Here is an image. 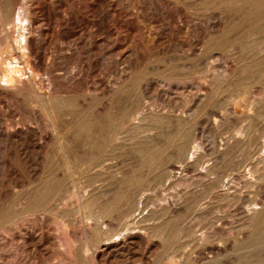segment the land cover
Listing matches in <instances>:
<instances>
[{
	"label": "rangeland",
	"instance_id": "rangeland-1",
	"mask_svg": "<svg viewBox=\"0 0 264 264\" xmlns=\"http://www.w3.org/2000/svg\"><path fill=\"white\" fill-rule=\"evenodd\" d=\"M37 1V3L35 2ZM105 2V3H101V2ZM139 1V2H138ZM35 3V6L34 4H30V3ZM28 2V4H30L31 6L28 8V6H26L25 4H21L19 5V8H20V12H19V9H18V14H20L19 16L16 17L15 19V22L16 23H23L22 26H24V28L22 29V27L20 28L19 26L17 27H14L11 29L10 31V34L8 33L9 31V27L8 25H5L4 27H0V50H3V49H8V45H10L11 47H13V51L11 53V55L9 53H6V64L7 65H12V66H16L18 68H21L23 70V72L25 73V77L26 78H30L31 75H36V78H37V81H38V85L39 86V92L41 94H49L50 95H55V92L54 90L50 87V84L48 85L47 83V76L44 74L43 71L41 70H38L37 72L39 73H33L32 71L30 70H26L24 66H26L27 64V60L26 58H24L23 56V49H16V43L18 40H23V33L24 31H27V27H29V22L31 24V26L34 28L33 29V34L35 35V38L38 42V44L41 46V50L45 53V57H46V60L48 59V56L49 58L51 57L52 58V62H58L59 61V65L61 67H66V65L68 66H71V67H74L75 70L77 72H79L78 74V78L79 80L81 81V78H82V84L85 86L86 89L90 90V92H92V96H90L91 98L95 99H98L100 96H102L103 93H106L108 95H110V92H112V86H117L118 89L119 87L121 86L122 84V79L123 80H132V79H135V78H139V77H143L147 78V82H148V85H147V95H143L145 93L142 92V97H144V101H148L147 104H149L150 106H155L152 108V114L151 115H155L156 118H160L162 120V118L164 119L166 117V121L162 120L161 122H153V123H148V125H144V127L142 128H134V127H130V126H127V127H124L122 130H123V134L125 135L124 139L122 140V142L125 145V149L123 150V152H125V155L128 157V155H130V153H132L134 155V153L132 152V145H133V142H137L138 140H142V141H148L151 143V145L154 147V148H162L163 146H165V143H166V139H167V134H171V133H174V132H177L179 129H182V127L184 126H190L188 127L190 129V138L188 140L187 145H190V146H187L186 145V149L189 150L191 149L190 151L187 152V150H185V153H183L182 155H184L185 157H179L177 156L178 155V152L175 148H171L170 150L172 151V153H170V159L173 163L175 162L177 164V168L175 170H173V173L172 171H170L169 167L168 166H164V168L162 167L163 170H166L167 167L169 169L166 170V171H162V172H158L157 174H153V175H150L149 176V179L151 180V184L149 183L146 187L142 186L143 188H138V191H141L143 190L142 192V196L141 195H138L137 197H135V200H134V204L132 205L131 207V214L132 215H129V216H125V217H121V214L123 213V211L129 209V205H121L118 206L120 208H118L117 206L114 208V210H108L107 212L111 211V213H113V216L108 213L107 216L106 215V212L104 210V206L103 204L101 203L96 205L93 209L94 212H96L95 210L97 209V212L101 213L102 214H105L103 215V219L102 217L100 219H97L98 222H100V224L97 223V220H95L96 218H89L87 217L88 214L86 211H88V209H79L78 208V203L76 201H73L75 200V198L72 196V197H67V199H65L63 201V203H61L58 207V209H56L55 211L53 212H49V213H36L35 215L32 214L30 216V221L27 222V223H24L22 225L21 222H18L17 223H10V222H4L0 219V264H185V260H188L186 262V264H210L211 261L213 263L211 264H264V77L261 78L260 81H257L256 79L254 80L255 77L253 78H249L247 77V74L246 72H243L241 69V67L243 66L244 60L241 59L240 57V54L239 55H236L238 54L239 52H237L236 54L231 52V51H222L220 50L219 48L216 49L215 48V44L214 45H211L213 44V40L215 41L216 38H218L219 36L218 35H222V33H225V31L228 29V26L227 25H230L229 21H230V18L232 16L233 17H236L235 15H230V18L228 19V15L227 14H224V15H221V18L223 19H214V17L212 16L211 12L208 10H203V9H200V8H196L195 6H191L190 9H186L185 12L187 11L189 13L186 12V15H187V18H177L174 19V22H172V18L171 16L168 14V13H165L159 9H154V7H151V5L147 2H144L143 0H30ZM45 2V3H44ZM47 2V3H46ZM62 2V3H61ZM128 2V3H127ZM131 2V3H130ZM242 2H244L243 0H240L239 1V4H242ZM42 3V4H41ZM136 3V4H135ZM146 3L147 5L150 7L147 6L146 8ZM38 4V5H37ZM41 4V6H40ZM44 4V5H43ZM49 4V5H48ZM100 4H104L103 7L100 6ZM107 4V5H106ZM111 4V5H110ZM114 4V5H113ZM121 4V5H120ZM135 6H134V5ZM64 5V6H63ZM133 5V6H132ZM140 5V6H139ZM33 6V8H32ZM88 6V7H87ZM93 6V7H92ZM100 6V8H99ZM35 7V8H34ZM38 7V9H37ZM59 7V8H58ZM95 7V8H94ZM107 8V10L105 8ZM145 7V8H144ZM42 8H44L42 10ZM139 8V9H138ZM29 9V12L27 13ZM36 9V10H35ZM51 9V10H50ZM72 9V10H71ZM144 9H145V12L147 14H145L144 12ZM23 10V11H22ZM31 10V11H30ZM134 10V11H133ZM193 10V13L191 12ZM35 11V12H34ZM97 11V12H96ZM99 11V12H98ZM102 11V12H101ZM196 13H195V12ZM25 16H24V14ZM49 14H48V13ZM62 12V13H61ZM70 12V13H69ZM105 12V13H104ZM118 12L122 13V15ZM128 12V13H127ZM132 15H131V13ZM200 12V13H199ZM209 12V14H208ZM34 13V14H33ZM95 13H98V14H95ZM103 13V14H102ZM152 13V14H150ZM165 13V14H164ZM199 13V14H198ZM202 13H205V14H202ZM28 14V15H27ZM67 14V15H66ZM93 14V15H92ZM101 14V16H100ZM107 14V15H106ZM113 14V15H111ZM127 14H130V15H127ZM137 16H136V15ZM89 15V16H88ZM118 15L120 18H118ZM151 15V16H150ZM159 17H157V16ZM165 15V17H164ZM193 15V17L191 16ZM60 16V17H59ZM64 16V17H63ZM73 16V17H72ZM79 16V17H78ZM109 16V17H107ZM116 16V17H115ZM127 16V17H125ZM163 16V17H161ZM31 17V19H30ZM75 17V18H74ZM112 17V18H111ZM141 17V18H140ZM152 17V18H151ZM161 17V18H160ZM167 17V18H166ZM208 17V18H206ZM226 17V19H225ZM40 18V19H39ZM68 18V19H67ZM70 18V19H69ZM94 18V19H93ZM134 18V19H133ZM145 18V19H144ZM149 18V19H148ZM151 18V19H150ZM164 18V19H163ZM190 18V19H189ZM204 18V19H203ZM27 19V20H26ZM47 19V20H46ZM120 19H124V20H121L120 22ZM129 19H131L129 21ZM136 19V20H135ZM147 19V21H146ZM156 19V21H155ZM164 20L163 21H161ZM168 19V20H167ZM179 19V20H178ZM198 19V20H197ZM199 19L200 22L202 21V23H199ZM207 19L210 20V22L208 21L207 22ZM29 20V21H28ZM65 20L66 21H69L68 23L66 22L65 23ZM73 20V21H72ZM88 20V21H87ZM196 20V24L194 23V21ZM215 20V22H214ZM79 21V22H78ZM114 23H113V22ZM116 21V22H115ZM123 21V22H122ZM127 21V22H126ZM129 21V22H128ZM135 21L137 23V25H135ZM154 21V23H153ZM159 21V22H158ZM167 21H169L168 25H167ZM187 21V22H186ZM193 21V23H192ZM205 21V22H204ZM224 21V23L222 22ZM58 22V23H57ZM78 22V23H77ZM94 22V23H93ZM118 22V24H117ZM126 22V23H125ZM152 22V24H151ZM181 22V23H180ZM191 22V23H190ZM213 22V23H212ZM218 22V23H216ZM34 23V25H33ZM88 23V24H87ZM108 23V24H107ZM116 23V24H115ZM120 23H123L120 25ZM126 25H125V24ZM173 23V26L172 24ZM211 23L213 25H211ZM36 24V25H35ZM70 24V25H68ZM160 24V25H159ZM162 24H163V27H162ZM199 24V25H198ZM207 24V25H206ZM63 25V26H62ZM68 25V26H67ZM80 25V26H79ZM116 25V26H115ZM135 25V26H134ZM153 25V26H152ZM157 25V26H156ZM165 25V26H164ZM193 25V26H192ZM101 26V27H100ZM145 26V27H144ZM168 26V27H167ZM205 26V27H204ZM26 27V29H25ZM81 27V28H80ZM128 27V28H127ZM194 27V28H193ZM199 27L201 29H199ZM218 31H217V29ZM227 29H226V28ZM138 28V29H137ZM150 28V29H149ZM154 28V29H153ZM157 28V30H156ZM164 28V29H163ZM170 28V29H169ZM210 28V29H209ZM221 28V29H219ZM224 28V29H223ZM21 29V30H20ZM103 31H102V30ZM127 29V30H126ZM130 29V30H129ZM161 31H160V30ZM172 29V30H171ZM196 29V30H195ZM199 29V30H198ZM212 29V30H211ZM215 29L217 32H215ZM4 30V31H3ZM17 30V31H15ZM46 30V31H44ZM60 30V31H59ZM74 30V31H73ZM87 30V32H86ZM111 30V31H110ZM139 30V31H138ZM154 32H153V31ZM164 30V31H163ZM176 30V31H175ZM221 30V34H220V31ZM38 31V32H37ZM52 31V32H50ZM73 31V32H71ZM98 31V32H97ZM103 33H101V32ZM120 31V32H119ZM132 31V32H131ZM197 31V32H196ZM208 31V33H207ZM214 32L213 33H210V32ZM3 32V33H2ZM20 32V33H19ZM46 32V33H45ZM71 32V33H70ZM108 32H110L111 34H109ZM115 32V34H114ZM127 32V33H126ZM131 32V33H130ZM187 32V34H186ZM18 33V34H17ZM36 33H38L36 35ZM41 33V34H40ZM75 35H74V34ZM88 36H87V34ZM105 33V34H104ZM107 33V34H106ZM163 33V34H162ZM173 33V34H172ZM175 33V35H174ZM218 33V34H216ZM2 34H3V37H2ZM22 34V35H21ZM46 34V35H45ZM69 34V35H67ZM114 34V35H113ZM128 34V35H127ZM141 34V35H139ZM162 34V35H161ZM170 34V35H169ZM199 34V35H197ZM204 35L203 37H201L202 35ZM208 34H211L208 35ZM213 34V35H212ZM19 35V36H18ZM52 35V36H51ZM107 35V36H106ZM134 35V36H133ZM157 35V38L155 36ZM160 37H159V36ZM167 35H169L170 37H168ZM67 36V37H66ZM146 36V37H145ZM163 36H166V37H163ZM176 36V37H175ZM217 36V37H216ZM65 37V38H64ZM123 37V38H122ZM126 37V38H125ZM163 37V38H162ZM191 37V38H190ZM216 37V38H215ZM18 40H17V39ZM20 38V39H19ZM86 38V39H85ZM125 38V39H124ZM171 39L170 42L168 39ZM174 38V39H173ZM203 38V39H202ZM207 38V39H206ZM212 40H211V39ZM215 38V39H214ZM50 39V40H49ZM67 39V40H66ZM83 39H85V41H83ZM131 39V40H130ZM135 39V40H134ZM139 39V40H138ZM160 39V41H158ZM164 39V41L162 42V40ZM177 39V40H175ZM192 39V40H191ZM210 39V40H209ZM16 42H15V41ZM45 40V41H44ZM94 42H93V41ZM114 40V41H113ZM123 40V41H122ZM137 40V41H136ZM147 40V41H146ZM168 40V41H167ZM202 40V41H201ZM208 40V41H207ZM58 41V42H57ZM101 41V42H100ZM108 41V43L106 42ZM158 41V42H157ZM165 41H167L166 43L167 44L165 45ZM173 41V43H172ZM180 41H181V44H180ZM81 42H85L84 44L81 43ZM93 42V43H91ZM140 42V43H139ZM185 44H184V43ZM209 42V43H208ZM73 45H72V44ZM111 43V44H109ZM122 43V44H121ZM142 43V44H141ZM157 43V45H156ZM159 43L161 44L160 46L162 47H159ZM172 43L171 45H173V49L171 47V45L169 46V44ZM183 43V44H182ZM208 43V44H207ZM75 44V45H74ZM107 44V45H106ZM147 44V45H146ZM45 45L47 46V48L45 47ZM84 45V46H83ZM100 45V46H99ZM134 45V47H133ZM136 45V46H135ZM143 45V46H142ZM155 47H153V46ZM165 45V46H164ZM209 48H208V46ZM57 46V47H56ZM64 46V47H62ZM68 46V47H67ZM70 46V47H69ZM104 46H107L108 48L105 49L106 47ZM131 48H129V47ZM139 46V47H138ZM141 46V47H140ZM187 46V47H186ZM190 49H189V47ZM192 46V47H191ZM69 49H67V48ZM100 47V48H99ZM124 47V49L122 48ZM164 47V48H163ZM169 50H168V48ZM206 47V48H205ZM53 50H52V49ZM77 48V49H76ZM96 48V49H95ZM112 48V49H111ZM116 50H115V49ZM118 48V49H117ZM140 48V49H139ZM144 48H147L145 50H143ZM158 48V49H157ZM160 48V49H159ZM171 48V49H170ZM178 48V49H177ZM215 48V50H214ZM56 49V50H55ZM64 49V51H63ZM66 49V50H65ZM76 49V50H75ZM111 49V50H110ZM114 49V50H113ZM149 49V50H148ZM152 49V50H151ZM204 49V50H203ZM207 49L209 51H207ZM59 50V51H58ZM84 50V51H83ZM101 50V51H100ZM110 52H109V51ZM121 50V51H120ZM168 50V51H167ZM181 50V51H180ZM196 50V51H195ZM199 50V51H197ZM201 50H202V53H201ZM17 51V52H16ZM23 51V52H22ZM68 51V52H67ZM73 51V52H72ZM77 51V53H76ZM94 51V52H93ZM112 51V52H111ZM116 51V52H115ZM144 51V52H143ZM148 51V52H147ZM151 51H152V55H151ZM154 51V52H153ZM175 51H176V54H175ZM191 51V52H190ZM206 51V52H204ZM218 51V52H217ZM22 52V53H21ZM58 54L56 55V58L53 59V54L57 53ZM75 52V53H74ZM99 54H98V53ZM107 52V53H106ZM189 52H190V55H189ZM193 52V54H192ZM224 52V53H223ZM53 53V54H52ZM65 53V54H64ZM68 53V54H67ZM74 53V54H72ZM79 53V54H78ZM112 53V54H111ZM161 53V54H159ZM196 53V54H195ZM207 53L208 56H211V58L205 60L204 62L203 61H200V57L198 56L200 54V56L202 54H205ZM231 53V54H230ZM60 54V56H58ZM142 54V55H141ZM155 54V55H154ZM168 54H174L173 56L175 57V59H173L174 57L169 55L167 58H169V61H173V62H182V63H185L187 66L185 68H183V70L181 68H175V70H178V72H176L175 75H172V78L171 77V73L173 74L175 72L174 68L172 69H166V67L164 66L166 63H168V59H165L166 58V55ZM181 54L184 55L181 56ZM195 54V55H194ZM19 55V56H18ZM66 55V56H65ZM74 55V56H73ZM79 55V56H77ZM87 55V56H86ZM98 55V56H97ZM113 55V56H112ZM131 55V57H130ZM137 55V56H136ZM140 55V56H139ZM233 55V57H232ZM238 56V60L236 59V57ZM62 56V57H61ZM64 56V57H63ZM77 56V57H76ZM105 56V57H104ZM128 56V58L126 57ZM133 60H131V58H133ZM143 56V57H141ZM197 56V57H196ZM224 56V57H223ZM11 57L13 59H11ZM23 57V58H22ZM66 57V58H65ZM76 57V58H75ZM104 57V58H103ZM112 57V58H111ZM114 57V58H113ZM138 57V58H136ZM165 57V58H164ZM183 57V59H181ZM63 58V59H62ZM65 58V59H64ZM69 58L73 59V61ZM101 58V59H100ZM106 58H110L109 60L106 59ZM117 58V59H116ZM126 58V59H125ZM130 58V59H129ZM136 58V59H135ZM148 58V59H147ZM158 58V59H157ZM177 58V59H176ZM187 58V60L185 59ZM233 58V59H232ZM10 59V60H9ZM85 59V60H84ZM112 59V60H111ZM114 59L116 62H114ZM121 59V60H120ZM137 59H139L137 61ZM144 59V60H142ZM147 59V60H146ZM155 59V60H154ZM189 59H191V61H189ZM195 59V61H194ZM63 60V62H62ZM81 60V61H80ZM83 60V62H82ZM96 60L97 62H94L93 61ZM112 62H111V61ZM130 60V61H129ZM136 60V61H135ZM178 60V61H177ZM185 60V61H184ZM243 62H242V61ZM9 61V62H8ZM68 61V62H67ZM76 61V62H75ZM89 61V63H88ZM124 61V62H123ZM128 61L130 63H128ZM145 61V62H144ZM151 61V62H150ZM156 61V62H155ZM159 63H158V62ZM168 61V62H166ZM203 63V64H201ZM236 61H239V62H236ZM18 62V63H17ZM112 64H111V63ZM115 64H114V63ZM119 62V63H118ZM131 62L133 64H131ZM139 62L143 65H139ZM242 62V64H241ZM16 63V64H15ZM96 63V64H95ZM101 63V66L99 64ZM121 63V65H120ZM128 63V64H127ZM138 63V64H136ZM149 63V65L147 64ZM194 63V64H193ZM205 63V64H204ZM85 64V65H84ZM150 64H153L150 66ZM158 64L161 65L159 68H161V70H158L156 69L155 67H157L156 65ZM164 64V65H163ZM224 67H222V65ZM99 65V66H97ZM103 65V66H102ZM110 65V66H109ZM113 65V66H112ZM118 65V66H117ZM122 67L120 69V67ZM138 65V66H137ZM148 65V66H147ZM155 65V66H154ZM216 65V66H215ZM218 65V66H217ZM237 65V66H236ZM95 66V67H94ZM108 66V68H107ZM115 66V67H114ZM147 66V67H146ZM192 66L194 67V69L192 68ZM208 67V70H207V67ZM84 67V68H83ZM99 69H98V68ZM112 67V68H110ZM118 67V68H116ZM126 67V69H125ZM136 67V69H134ZM139 67V68H138ZM144 67L146 70H144ZM148 67L151 68V70H154L151 71ZM199 67H201L200 69L203 70V68L205 70L201 71L199 69ZM230 67V68H229ZM80 68L82 70H80ZM91 68V69H89ZM115 68V69H114ZM128 68V69H127ZM138 68V69H137ZM142 68V69H140ZM148 68V69H147ZM215 68V69H214ZM224 68H229V70L227 71L226 75L225 74H222L223 73V70ZM234 70H232V69ZM79 69V71H78ZM94 69V70H93ZM114 69V70H113ZM117 69V70H116ZM120 69V70H119ZM130 69V70H129ZM166 69V71H165ZM189 69V70H188ZM214 69V71L212 70ZM231 69V70H230ZM90 70V71H88ZM104 70V71H103ZM138 70V71H137ZM149 70V74H153L154 72V75H149L147 73V71ZM157 70V71H156ZM170 70H172V72H169ZM174 70V71H173ZM179 70L180 74L179 73ZM92 71H96V72H92ZM99 71V72H98ZM103 71V72H102ZM117 71V72H116ZM119 71V72H118ZM125 71V73H123ZM130 71V72H129ZM137 71V72H136ZM143 71H145L143 73ZM187 71V72H186ZM190 71V72H189ZM194 71H197L194 73ZM233 71V72H232ZM237 71V72H236ZM87 72V73H85ZM114 72V73H113ZM134 73V75L131 77V75ZM139 72V73H138ZM142 72V73H140ZM162 72V74H161ZM170 74H169V73ZM189 72V73H188ZM210 72V73H208ZM43 73V74H42ZM92 73V74H91ZM99 73V74H98ZM107 73V74H106ZM117 75H116V74ZM121 73V74H120ZM129 74V77L128 78V75H125V74ZM138 73V74H137ZM164 73V74H163ZM166 73V74H165ZM178 73V74H177ZM191 73V74H190ZM208 73V74H207ZM213 73V74H212ZM237 73V74H236ZM240 73H242V75H244L245 77H243ZM244 73V74H243ZM41 74V75H40ZM86 74V75H85ZM148 74V77H146ZM157 74V75H156ZM161 74V75H160ZM180 74V75H179ZM199 74V75H197ZM207 74V75H206ZM240 74V76H239ZM83 75V76H82ZM113 75V76H112ZM123 75V76H122ZM125 75V76H124ZM143 75V76H142ZM198 77H197V76ZM211 75V76H210ZM39 76V77H37ZM81 76V77H79ZM85 76V77H84ZM117 76V78H116ZM150 76V77H149ZM179 76V77H177ZM191 76V78L189 77ZM204 76V77H203ZM210 76V77H209ZM223 76L228 80H225L223 79ZM233 78H236L237 80L233 79ZM243 78H242V77ZM46 79H44V78ZM176 77L178 79H176ZM183 77V79H181ZM186 77H189V78H186ZM200 77V79H199ZM205 77L206 81L205 80ZM219 77V78H218ZM85 78H86V83L85 82ZM90 78V79H89ZM132 78V79H131ZM167 78V79H166ZM203 78V80L201 79ZM213 78V79H212ZM224 82L226 81H230L229 83L226 82V84H224V82H221L222 80ZM99 79V80H98ZM119 79V80H117ZM121 79V80H120ZM187 79V80H186ZM213 82V84H211V80ZM218 79V80H217ZM249 79V80H248ZM101 80L104 81H107L105 83H103ZM168 80V82H167ZM217 80L220 84L218 85L217 84ZM235 82H234V81ZM111 81V83L109 82ZM118 81V83H116ZM121 83H120V82ZM160 81V82H159ZM162 81V83H161ZM233 81V83H232ZM249 81V82H247ZM256 81V82H255ZM43 82V83H42ZM47 82V83H46ZM89 82V83H88ZM207 82V83H206ZM216 82V84H215ZM46 83V84H45ZM96 83V84H95ZM168 83V85L166 84ZM171 83V84H170ZM223 83V84H222ZM232 85H231V84ZM111 84L110 86H107ZM211 84V85H210ZM44 85V86H43ZM182 85V86H181ZM188 85H190L191 87H188ZM210 85V86H208ZM217 85V86H216ZM241 88H238L239 86ZM243 85V86H242ZM90 86V87H89ZM93 86V87H92ZM108 87L107 89L103 88L101 89L102 87ZM168 86H170L168 88ZM172 86V87H171ZM212 86V87H211ZM214 86V87H213ZM216 86V87H215ZM221 86V88H220ZM227 87L224 88V87ZM245 86H247L248 88L245 90ZM257 86V87H256ZM46 87V88H45ZM101 87V88H99ZM187 87V88H186ZM195 87V88H193ZM211 88V89H208V88ZM221 89H219V88ZM233 87V88H232ZM251 87V88H250ZM50 88V89H49ZM171 88V89H170ZM180 88V89H179ZM188 88H190V90H187ZM206 88V89H205ZM214 88V90H212ZM216 88V89H215ZM223 88V89H222ZM232 88V90L234 89L235 91H239V92H233V93H230L232 92V90L230 89ZM97 89V90H96ZM100 89H101V92H100ZM109 89V90H108ZM204 89V90H203ZM97 92H96V91ZM107 90V91H105ZM111 90V91H110ZM150 90L152 92H150ZM206 90V91H205ZM212 90V92L210 91ZM220 90V91H219ZM224 90V92H222ZM233 90V91H234ZM245 90V91H244ZM48 91V92H47ZM87 91V90H85ZM85 91H81L80 93H85ZM163 91V92H162ZM174 91V92H173ZM190 91V93H189ZM206 92L205 93V96L204 98L202 99V101H200L198 104L195 103V98L197 97V94L201 93V92ZM209 91V92H208ZM229 91V92H228ZM103 92V93H102ZM150 92V93H149ZM161 92V93H160ZM167 92V93H166ZM183 92V93H182ZM227 92V94H225ZM242 92H248V95L247 93H242ZM97 93V94H96ZM100 93V94H99ZM170 93V94H169ZM211 93H215L216 95L214 96L213 94ZM220 93V94H219ZM240 93V94H239ZM183 94V95H182ZM218 94V95H217ZM222 94V95H221ZM250 94V95H249ZM149 95V97H148ZM154 95V96H153ZM236 95V96H235ZM242 95V97L240 96ZM27 95L24 96V94H17L16 97H12V98H9V100H5L2 104L5 106V107H2L0 113V117L3 116V113L6 111V110H10L13 112L14 110V114L16 116V118H19L20 116H24V117H30L34 123L36 124V130H37V138L38 136H40V134H44V136H46V138H44L45 140H43L42 143H38V139H29V141L27 142V148L29 150H37L39 151V154H32L26 161V168H27V174L28 175V180L30 181V185L31 187L34 185V187H36V189L38 188V185L40 186V184H42V182L47 179L45 177H48V174L50 171L49 170V167L51 168V164L50 163H55L56 161L52 162L51 159H48L47 157L49 156H53L54 155H57V146L56 144H54V135H48L50 134L51 130L47 124V120H46V117L47 116H44V115H48V113H51V106L50 104L46 103L45 104H42L41 102H37L35 100V97L33 94H28V96L26 97ZM31 96V97H30ZM94 96V97H93ZM169 96V97H168ZM233 96V97H232ZM238 96V97H237ZM241 97V101H240V97ZM253 96V98H252ZM19 97V98H17ZM26 97V98H25ZM30 97V98H29ZM34 97V98H33ZM150 100H148L147 99ZM214 97V98H213ZM213 98V99H212ZM234 100H233V99ZM245 98V99H244ZM249 100H248V99ZM11 99V100H10ZM16 99V100H15ZM20 99V101H18ZM23 99V100H22ZM146 99V100H145ZM167 101H166V100ZM177 99V101L175 100ZM188 99V100H187ZM206 100V101H209V102H206V101H203V100ZM247 99V100H246ZM14 100V101H13ZM29 100V101H28ZM175 100V101H174ZM11 103H10V102ZM33 101V103H32ZM35 101V103H34ZM152 101H155V102H152ZM188 101V102H186ZM213 101V103H212ZM216 101V103H215ZM243 101V102H242ZM246 101V102H245ZM253 101V102H251ZM259 101V102H258ZM7 102V103H6ZM16 102H18L16 104ZM22 102V103H20ZM158 102V103H157ZM205 105L202 106V103ZM242 102V103H241ZM245 102V103H244ZM6 103V104H4ZM15 105H14V104ZM37 103V105H36ZM160 103V104H159ZM190 103V104H189ZM208 103V104H207ZM217 103L219 104L218 106ZM235 103V104H234ZM251 103V104H250ZM13 104V105H12ZM22 104V105H21ZM30 105V106H27ZM35 104V106H34ZM82 103H80L81 105ZM153 104V105H152ZM162 104H164V107L163 109L162 108ZM170 104V106H169ZM197 104V105H196ZM210 104V106H209ZM2 105V106H3ZM21 105V106H20ZM188 105V106H187ZM196 106L195 108H198L197 109V116H200L197 120H196V123H194L193 120L189 121L191 123H189L188 125H185L182 118H185V120L187 119V114L188 112L187 109L189 108V106ZM208 105V106H207ZM232 105V106H231ZM239 105V106H238ZM241 105V106H240ZM249 105V106H248ZM7 106V108H6ZM10 106V108H9ZM14 106V107H13ZM84 106V105H82ZM159 106V107H158ZM166 106V107H165ZM224 106V107H223ZM247 106V107H246ZM263 106V107H262ZM19 107V108H18ZM28 107V108H27ZM33 107V108H32ZM157 107V108H156ZM170 107V108H169ZM179 107V109H178ZM202 107V111L201 108ZM205 107V109H204ZM221 107V108H220ZM250 107V108H248ZM5 108V109H4ZM15 108H17L18 110H16ZM24 108V109H23ZM50 108V109H49ZM160 108V109H159ZM166 108V109H165ZM172 108V109H171ZM227 108V109H226ZM236 108V109H234ZM156 109V110H155ZM175 111H174V110ZM178 109V110H177ZM211 111H210V110ZM218 109V110H217ZM221 109H222V112H221ZM252 111H251V110ZM26 110V111H24ZM39 110V111H38ZM43 110V111H42ZM155 110V112H154ZM162 110H164V112H162ZM171 110V111H170ZM185 112V113H183ZM200 110V112H199ZM204 110V111H203ZM237 110V111H236ZM19 111V112H18ZM177 111V112H176ZM180 111V112H179ZM206 111V112H205ZM212 111H217V112H220V114L224 117H222L221 115L220 116H217L218 120H215L213 119V116H211L209 113L212 112ZM255 111V112H254ZM258 111V113H257ZM22 112V113H21ZM159 112H161L159 114ZM199 112V113H198ZM203 112V113H202ZM205 112V113H204ZM226 112V113H225ZM245 112H250L249 114L248 113H245ZM253 112V113H252ZM174 114V115H171V114ZM226 114V115H223ZM263 113V115H262ZM33 114V115H32ZM38 114V116H37ZM42 114V115H41ZM159 114V115H158ZM178 114V115H177ZM261 114V116H260ZM32 115V117L30 116ZM166 115V116H165ZM169 117H168V116ZM244 117H243V116ZM256 115H259V116H256ZM150 116V115H149ZM159 116V117H158ZM161 116H163L161 118ZM227 116V117H225ZM229 116V117H228ZM242 116V118H241ZM254 116V117H253ZM38 117V118H37ZM44 117V118H42ZM174 119H173V118ZM208 119H206V118ZM212 117V118H210ZM252 117V119H250ZM262 117V118H261ZM34 118V119H33ZM171 118V119H170ZM260 118L262 120V122L260 121ZM1 119V118H0ZM227 119V120H225ZM245 119V121H244ZM250 119V121H249ZM174 124H172V122ZM184 120V121H185ZM201 120V121H200ZM214 120V121H213ZM222 120V121H220ZM242 122H241V121ZM256 120V121H254ZM41 121V122H40ZM36 122V123H35ZM43 122V123H42ZM166 124H165V123ZM178 122V123H177ZM214 124H213V123ZM249 122V123H248ZM252 122V123H250ZM254 122V123H253ZM45 123V124H44ZM163 124L166 128H164V126L162 125V127L159 125V124ZM168 123V124H167ZM171 123V124H170ZM186 123V122H185ZM216 123H217V126H216ZM42 124V125H41ZM44 124V125H43ZM47 124V125H46ZM170 124V125H169ZM179 126H177V125ZM183 124V125H182ZM187 124V123H186ZM193 124V125H192ZM248 124V126L246 125ZM251 124V125H249ZM160 127H159V126ZM167 125V126H166ZM174 125V126H173ZM176 125V126H175ZM246 125V126H245ZM44 126V127H43ZM48 130H47V128ZM146 126H148L149 128H145ZM152 126V127H151ZM169 126V127H168ZM171 126H173V128L171 129ZM216 126V127H215ZM261 126V127H260ZM193 129H192V128ZM218 127V128H217ZM263 127V129H262ZM40 128V129H39ZM145 128V129H144ZM162 128V129H161ZM201 128V129H200ZM241 128V130H240ZM244 128V129H243ZM253 128V129H251ZM129 129V130H128ZM131 129H134V131H132ZM137 129H139V132H140V135H138L137 133L139 132H136L138 131ZM142 129V130H141ZM168 129V130H167ZM197 129V130H196ZM46 132H44V131ZM73 130V129H72ZM70 131V134H74V131ZM145 130V131H144ZM202 130V131H201ZM240 130V131H239ZM251 130H254V131H251ZM258 130V132H257ZM143 131V133H142ZM157 131H159V134H157ZM160 131H164V133H161ZM174 131V132H173ZM196 131V132H194ZM201 131V132H200ZM213 131V132H212ZM222 131V133H221ZM233 131V132H232ZM245 132L243 134V132ZM261 131V132H260ZM126 132H127V136H126ZM129 132V133H128ZM134 132V133H133ZM225 132V133H224ZM238 132V140L237 138L234 137L235 134H237ZM247 132V133H246ZM250 132V133H249ZM40 133V134H39ZM132 133V136L130 137V134ZM145 133V134H144ZM151 135H150V134ZM196 133V134H195ZM214 133V134H213ZM231 133V134H230ZM242 133V135H241ZM262 133V134H261ZM47 134V135H46ZM70 135V136H73V135ZM143 134V135H142ZM149 134V135H148ZM156 134V135H155ZM161 134V135H160ZM219 134V135H218ZM230 134V135H229ZM247 134V135H246ZM256 134V135H255ZM261 134V135H260ZM61 137H63V139L65 141H68V140H72V138L74 137H71L69 138V134L66 133V134H62L61 133ZM129 135V136H128ZM137 135V136H136ZM142 135V136H141ZM146 135V136H145ZM150 136L148 138V136ZM153 135V136H152ZM218 135V136H217ZM228 135V137H227ZM259 135V136H258ZM48 136H49V140L48 139ZM53 136V138H52ZM144 136V137H143ZM166 136V137H165ZM244 136V137H243ZM257 136V137H256ZM134 139H133V138ZM137 137V140H135ZM140 137V138H138ZM155 137V140L156 142L154 143V138ZM158 139H157V138ZM162 140H161V138ZM164 137V139H163ZM152 138V139H150ZM166 138V139H165ZM226 138H227V141H226ZM235 138V140H234ZM240 138L242 139V143H240L241 141ZM250 138V139H249ZM254 138V140H253ZM2 139V138H1ZM1 139H0V143H1ZM126 139V141H125ZM129 139V140H127ZM232 139V141H231ZM244 139V140H243ZM245 139H248L246 140L247 142V145L248 147H244L246 146V143L244 142ZM258 139V140H257ZM53 140V141H52ZM151 140H153V142H151ZM237 140V141H236ZM35 141V142H34ZM51 141V142H50ZM161 141V142H159ZM165 141V143L163 142ZM215 141V142H214ZM254 141V143H253ZM47 142V143H46ZM231 142V143H230ZM130 143V144H129ZM154 143V144H153ZM160 143V144H159ZM193 143H194V146H193ZM230 143V144H229ZM237 143V144H236ZM240 145H239V144ZM251 143V144H250ZM32 144V145H31ZM34 144V145H33ZM39 144V145H37ZM128 144V145H127ZM132 144V145H131ZM156 144V145H155ZM158 144V145H157ZM164 144V145H163ZM192 144V145H191ZM233 147H232V145ZM236 144V147H234ZM257 144V146H256ZM30 145V147H29ZM36 145V146H35ZM131 145V146H130ZM163 145V146H162ZM216 145V146H215ZM231 145V146H230ZM238 145V146H237ZM34 148H33V147ZM48 146V148H47ZM72 146V145H71ZM71 146L69 147L70 149H68L67 147V158L69 159L70 157V160L75 157V152L77 153V150L75 151L74 149L71 148ZM230 146V147H229ZM254 146V147H253ZM38 147V148H37ZM216 147V148H215ZM226 147V149L224 148ZM228 147V149H227ZM240 147V148H239ZM251 147H253L254 149H252ZM40 148V149H39ZM211 148V149H210ZM224 148V149H223ZM231 148V149H230ZM243 148V149H242ZM245 148V149H244ZM258 148V149H256ZM46 149H50L48 152L46 151ZM174 149L176 152H174ZM215 149V150H214ZM234 149V150H233ZM55 150V151H54ZM212 150H214L212 152ZM228 153L231 151L230 153L233 154V152H235L233 155L232 154H229V158L227 157V154L226 153L227 151ZM241 150V151H240ZM43 151V152H42ZM54 151V153H53ZM219 151V152H217ZM222 151V152H221ZM223 151H226V152H223ZM243 151V152H242ZM252 151V152H251ZM82 152V150L80 151V153ZM122 152V153H123ZM217 152V153H216ZM246 152V154H245ZM255 152V154H253ZM41 154V156L39 157V155ZM48 153H53L52 155L51 154H48ZM127 153V154H126ZM129 153V154H128ZM175 153V154H174ZM203 153V155H202ZM206 153V154H205ZM224 153V154H223ZM226 153V154H225ZM242 153L243 156H242ZM248 153V154H247ZM177 154V155H176ZM225 157V159L221 156ZM241 154V155H240ZM46 157H45V156ZM69 155H72V156H69ZM125 155H121V158L124 159V161L126 162H123V166L120 167L121 170H125L127 169V172H130L128 171L131 167V164H136V156L132 155V157H129V159L125 156ZM175 155V156H174ZM200 155V156H199ZM240 155V156H239ZM36 156L38 158H36ZM69 156V157H68ZM181 156V155H180ZM215 156V157H214ZM231 156V158H230ZM234 156V157H233ZM236 156V157H235ZM257 156V157H256ZM48 159L49 161H47L46 159ZM126 157V159H125ZM190 157V158H188ZM211 157V159H209ZM227 157V158H226ZM242 157V158H241ZM247 157V158H246ZM33 158V159H32ZM40 158V159H39ZM43 158V159H41ZM131 158V159H130ZM135 158V159H134ZM182 160H181V159ZM184 158V159H183ZM187 158V159H186ZM216 162H215V159H218ZM224 161L222 162L221 160ZM249 158V159H248ZM250 158H251V161H250ZM16 159V160H14ZM13 161L14 163L18 166H16L15 164H13V170L12 171H8L4 166H3V163H2V160L0 161V195L2 197V199L0 200V218H1V215H4L6 212H7V209L9 208V204H10V201L14 195V189H20V187L22 186V182H19V181H22V177H21V172H22V169H23V161L20 159V158H14ZM19 159V161H18ZM39 159V160H38ZM191 159V160H190ZM209 159V161H208ZM239 159V160H238ZM243 159V161H242ZM245 159V160H244ZM43 160V161H41ZM46 160V161H45ZM133 160V161H132ZM135 160V161H134ZM187 162H186V161ZM197 160V163L196 161ZM199 160V161H198ZM253 160V161H252ZM18 161V162H17ZM32 161V162H31ZM182 161V162H181ZM190 161V162H189ZM221 161V162H220ZM230 161V162H229ZM239 161V162H237ZM242 161V162H241ZM250 161V162H249ZM38 162V163H37ZM44 164H43V163ZM47 162V163H45ZM191 162H193L192 164L194 166H192V164H190ZM228 162V163H227ZM233 162V163H232ZM244 162V163H243ZM249 162V163H248ZM37 163V164H36ZM70 163H73L70 162ZM128 163V164H127ZM189 163V167L186 166L187 164ZM223 163V165H221ZM243 163V164H242ZM256 163V164H255ZM22 164V167H20ZM49 164V166L47 165ZM127 164V165H126ZM228 164V165H227ZM233 164V165H232ZM2 165V167H1ZM48 167H47V166ZM180 165V166H179ZM185 165V166H184ZM209 165V166H208ZM224 165H227V166H224ZM233 166V168H229L230 166ZM43 166V168H42ZM46 166V167H45ZM196 166V167H195ZM208 166V167H207ZM214 168H211L213 167ZM216 166V167H215ZM219 166V168L221 170H219V168L217 167ZM221 166V167H220ZM224 166V167H222ZM241 166V167H240ZM55 167H59L58 165H53L52 169L55 168ZM185 167H187L185 169ZM190 167L192 168V170L190 169ZM210 167V168H209ZM18 168V169H17ZM45 168V170H44ZM129 168V169H128ZM179 168L181 169L179 171ZM208 168V169H207ZM217 168V169H215ZM223 168V169H222ZM227 168V169H226ZM40 169V170H38ZM206 169V170H205ZM211 169V170H210ZM213 169H215V171H213ZM225 169V170H224ZM229 169V170H228ZM233 171H232V170ZM28 170H30L28 172ZM33 170V171H31ZM44 170V171H43ZM48 172H47V171ZM51 170V169H50ZM117 170V171H116ZM120 170V169H119ZM120 170V171H121ZM183 170V171H182ZM185 170V171H184ZM190 170V171H189ZM200 170V171H199ZM217 170V171H216ZM43 171V172H42ZM46 171V173H45ZM99 171L100 172H103L105 174H101L99 175ZM97 171V174H96V178H103V179H107L105 181H99L97 182L96 186H98V188H96L94 190V192H96L98 198H102L103 201H110V202H113V200L115 199V195L118 193L117 191H119L117 188L118 186L113 183L112 181H110V177L111 175L107 172H105V170H99ZM123 171V172H125ZM196 171V173H195ZM198 171L200 173H198ZM220 171V172H218ZM222 171V172H221ZM7 172V173H5ZM36 172H38L36 174ZM42 172V173H40ZM63 171H60V170H57L55 172H53L54 174L50 175L49 174V177L52 178V176L54 177V175H58L60 178L62 177L61 174H62ZM66 172V171H65ZM115 172V173H114ZM114 172H113V175L111 178H116L118 177L120 179V177L123 175H125L127 172H125V174L121 171V172H118V169L117 168H114ZM176 172V173H175ZM180 175H177L179 174ZM204 172V173H203ZM229 172V173H228ZM5 173V174H4ZM13 175H12V174ZM59 173V174H57ZM165 173V174H163ZM175 173V174H174ZM198 173V175H197ZM208 175H207V174ZM210 173V174H209ZM221 173H225V174H221ZM7 174V175H6ZM10 174V175H9ZM31 174V175H30ZM41 176H37V175H40ZM43 174V175H42ZM122 174V175H121ZM161 174L164 176H161ZM204 174V175H203ZM212 174L214 175L212 177ZM220 174V175H219ZM18 175V176H17ZM33 175V176H32ZM79 174L78 173H74L72 175L73 178H76ZM107 175V176H106ZM120 175V176H119ZM128 175V173H127ZM167 175V177L165 176ZM186 175V176H185ZM16 176V179L13 178V177ZM45 176V177H44ZM76 176V177H75ZM99 176V177H98ZM109 176V177H108ZM154 176L156 177V179L154 178ZM196 176V177H195ZM207 176H209L210 180L207 181L206 179L208 178ZM262 176V177H260ZM20 177V180L19 178ZM33 177V178H31ZM44 177V178H43ZM80 177V175L78 176ZM77 177V178H78ZM152 177V178H150ZM172 177V178H170ZM198 177V178H197ZM229 177V178H228ZM32 180H31V179ZM117 178V179H118ZM159 178V179H158ZM165 179V183L162 179V181H160L161 179ZM190 178V179H189ZM54 179V178H52ZM152 179H154L152 181ZM158 179V181H157ZM171 179V180H169ZM226 179V180H225ZM3 180V181H2ZM34 180V181H33ZM38 180V181H37ZM43 180V181H42ZM156 180V181H155ZM206 183H205V181ZM216 180L217 183L216 184ZM219 180H222V181H219ZM234 180V181H233ZM243 180V181H242ZM6 181V183H5ZM8 181V182H7ZM11 181L13 184H11ZM41 181V182H40ZM160 181V183H159ZM172 182L170 184V182ZM175 181V182H174ZM178 181V182H177ZM204 181V182H203ZM227 183H226V182ZM233 183H232V182ZM32 182H35L36 184L32 183ZM162 182V183H161ZM181 182V184H180ZM204 184H203V183ZM208 182V183H207ZM214 187H211L212 184ZM226 184H225V183ZM5 183V184H4ZM100 183V184H99ZM154 183V186H151L153 185ZM158 184V187L156 184ZM166 185H164V184ZM179 183V184H178ZM190 183V184H189ZM194 183V185H193ZM198 183V184H197ZM211 184L209 185L210 187H208L209 189H206V186L207 184ZM221 183L222 186H225V187H221ZM230 183V184H229ZM232 183V184H231ZM18 184V185H17ZM38 184V185H37ZM163 184V186H161ZM203 184V185H201ZM8 185V187H7ZM16 185V186H15ZM82 185V184H81ZM80 185V186H81ZM106 187H105V186ZM150 185V186H149ZM193 185V186H192ZM200 189H198V187ZM201 185V186H200ZM204 185H205V188H204ZM233 186V190H232V186ZM253 185V186H252ZM12 186V187H11ZM104 186V187H103ZM168 186V187H167ZM228 186V187H227ZM231 186V188H230ZM3 187V188H2ZM6 187V188H5ZM14 187V188H13ZM148 187V188H147ZM152 187V188H150ZM162 187V188H160ZM167 187V188H166ZM171 187V188H170ZM203 190H202V188ZM215 187H218L217 189ZM246 187V188H245ZM8 188V189H7ZM69 188V186H68ZM71 188V187H70ZM69 188V191H66V188L65 190L63 191V194H70L71 195V192L72 190H70ZM101 188L103 189V193H100L101 191ZM106 188L109 189L108 192H106ZM158 188V189H157ZM194 188L196 189V191L194 190ZM212 188H214V190H217V191H214ZM219 188H222L221 191H219ZM236 188V190H235ZM77 189V187L75 188ZM111 189V190H110ZM114 189V190H113ZM157 189V190H156ZM161 189V190H160ZM191 189V190H190ZM198 189V190H197ZM211 189V190H210ZM9 190V191H7ZM92 188L90 187L89 188V192L87 194H85V198H87L88 195H91L93 193V191H91ZM152 190V191H151ZM187 190V192H185ZM189 190V191H188ZM210 192V196H209V192ZM244 190V191H243ZM263 192H262V191ZM13 191V192H12ZM31 191L35 192V188L34 189H31ZM91 191V192H90ZM115 191L114 195H111L113 196L112 199L111 196H110V193L113 194V192ZM196 193H195V192ZM199 191V193H198ZM204 192V195L201 193ZM243 191V192H242ZM249 191V192H248ZM6 192V193H5ZM66 192V193H65ZM98 192V193H97ZM207 192L208 195L205 193ZM219 192V193H218ZM253 192V193H252ZM100 193V194H99ZM177 193V195H176ZM182 193V194H181ZM247 193V194H246ZM4 196H3V195ZM9 194V195H7ZM151 194V196H150ZM156 194H157V197H156ZM161 194V195H160ZM163 194H166L165 196ZM179 194V197H177ZM201 194V195H200ZM216 194V195H215ZM224 194L225 197L227 195V197H231L233 198L232 200H229L231 198H228V201L225 200L227 199V197L222 200L224 197ZM229 194V195H228ZM235 194V195H234ZM238 194V195H237ZM108 195L110 196V200H108ZM144 195V196H143ZM184 195V196H183ZM185 195H186V198L188 199V201H190V203L192 204V207H191V204L187 201V199L185 198ZM194 195L195 197L197 198H194ZM214 195V196H213ZM234 195V197H233ZM241 197H240V196ZM141 196V197H140ZM148 196H149V200L150 198H153L148 201ZM154 196L157 198L155 200ZM185 198V200L182 198ZM188 196V197H187ZM199 196V197H198ZM208 196V197H207ZM218 196V197H217ZM221 196V197H220ZM252 196V197H251ZM0 197V198H1ZM4 197V198H3ZM140 197V199H139ZM164 199H163V198ZM170 197H172L170 199ZM174 197V198H173ZM191 197V199H190ZM210 197V199H209ZM223 197V198H222ZM239 201L237 200V198H239ZM250 197L252 198V200L250 199ZM84 198V199H85ZM114 198V199H113ZM194 198V199H193ZM201 198V199H200ZM219 198H222L220 199L219 201ZM245 198V199H244ZM5 199V200H4ZM142 199V200H141ZM200 199V200H199ZM203 199V200H202ZM250 199V200H248ZM10 200V201H8ZM159 200V201H158ZM162 200V201H161ZM174 200V201H173ZM175 200L177 201V203L175 202ZM183 200V201H181ZM202 200V201H201ZM242 200H245V201H242ZM248 200V201H247ZM255 200V201H253ZM258 200V201H257ZM2 201V203H1ZM7 201V202H6ZM67 201V202H66ZM70 201V202H69ZM142 201V202H141ZM145 203H144V202ZM148 201V202H147ZM157 201V202H155ZM167 201V202H166ZM179 201V203H178ZM187 201V205H188V208L187 206L185 205ZM197 203H196V202ZM210 201V202H209ZM215 201V202H214ZM253 201V202H252ZM259 201H261L259 203ZM4 202V203H3ZM9 202V203H8ZM150 202V203H149ZM169 202V203H168ZM172 202V204L170 205V203ZM198 202L200 204V202L204 205H202V208L199 207L198 209ZM227 202V204H226ZM241 204H240V203ZM251 202V204H250ZM255 202V203H254ZM140 203V204H139ZM152 203V205H151ZM163 203L164 205H161ZM167 205H166V204ZM189 203V204H188ZM212 205H211V204ZM246 203V204H245ZM249 203V205L247 206V204ZM66 204V205H64ZM75 204V205H74ZM142 207V209L139 210V208H137L138 206ZM174 204V205H173ZM179 204V205H178ZM184 204V205H183ZM225 206H224V205ZM240 204V205H239ZM148 205V206H146ZM196 206V207H193ZM218 205V206H217ZM243 209H242V207ZM245 205V206H243ZM62 206V207H61ZM101 206V207H100ZM137 206V207H136ZM144 206H146L144 208ZM151 206V207H150ZM169 207L165 209V207ZM186 206V207H185ZM205 206V207H203ZM215 206V207H214ZM75 207L76 209L79 211H76L75 212ZM140 207V208H141ZM150 207V208H149ZM155 207V208H154ZM158 207V208H157ZM161 207V208H160ZM167 210V212H165V210ZM179 210V211H176V209ZM181 207V208H180ZM212 207V208H210ZM241 207V208H239ZM246 209H245V208ZM248 207V209H247ZM251 207V208H250ZM253 207V208H252ZM3 208V209H2ZM7 208V209H5ZM68 209V210H73L72 214L70 213L71 210L68 212V210H66L67 212L64 213V210L62 209ZM96 208V209H95ZM135 208V209H134ZM183 208L182 212L180 209ZM187 208V209H185ZM190 208V209H189ZM192 208H196L195 210H193ZM236 209V210H233ZM256 208V209H255ZM259 208V209H257ZM5 209V211H4ZM119 209V210H118ZM123 211H121V210ZM137 209V210H136ZM145 209H147L145 211ZM154 210L155 212H158V214L161 212H164L162 215L161 213L158 215L157 213L155 212H152V210ZM160 209V210H159ZM170 209L172 210V212H170ZM185 209V210H184ZM192 209V210H191ZM245 209V211H244ZM251 209V211L249 210ZM3 210V211H2ZM85 210V211H84ZM130 210V209H129ZM129 210L125 211L124 213L128 212ZM134 210V211H133ZM136 210V211H135ZM164 210V211H163ZM188 210V211H187ZM195 211V212H191V211ZM199 210V211H198ZM214 210V211H213ZM219 210V211H218ZM233 210V211H232ZM241 210H242V214H241ZM257 212H254L256 211ZM63 211V212H62ZM100 211V212H99ZM116 211V212H114ZM160 211V212H159ZM170 213H169V212ZM176 211V212H175ZM188 212V213H183V212ZM211 211V212H209ZM250 211V212H249ZM3 212V213H2ZM85 212H86V215H85ZM120 213V215H117V213ZM145 212V213H144ZM147 212V213H146ZM175 212V213H174ZM180 212V213H179ZM191 212V213H190ZM198 212V213H196ZM218 212V213H217ZM245 212V213H244ZM254 216H253V214ZM54 213V214H53ZM59 213V214H58ZM61 213V215H60ZM70 215H68V214ZM134 213V214H133ZM138 213V214H137ZM154 214L155 215V218L154 216H151L150 217V214ZM170 215H169V214ZM182 213L184 214L183 217L185 220L183 221V218H182V221H179L181 219V215ZM196 213V214H195ZM201 213V214H200ZM253 216L250 217V214ZM262 213V214H261ZM48 214V215H47ZM65 214V216H64ZM67 214V215H66ZM111 216H110V215ZM145 214L147 215L146 218H144ZM152 214V215H153ZM157 214V215H156ZM175 214V215H174ZM188 214L190 215V217H188ZM203 214V215H202ZM236 214V215H235ZM249 214V215H248ZM42 215V216H41ZM44 215V216H43ZM47 215V216H46ZM85 215V216H84ZM161 215V216H160ZM187 215V216H186ZM244 215V216H243ZM260 215V216H259ZM263 215V216H262ZM35 216V217H34ZM46 216V217H45ZM52 216V217H51ZM64 216V217H63ZM120 216V218H119ZM141 216V217H140ZM149 216V219L147 218ZM165 216V217H164ZM180 218H179V217ZM206 216V217H205ZM223 216V217H222ZM262 216V217H261ZM45 217V218H44ZM50 217V220H48ZM55 217V218H54ZM61 217V218H60ZM108 217V219H107ZM111 217V218H110ZM138 217V218H137ZM160 217V218H159ZM164 217V218H162ZM171 218L170 220L167 219V218ZM187 217V219H186ZM211 217V218H210ZM214 217V218H213ZM222 217V218H220ZM247 217V218H246ZM33 220H32V219ZM52 218V219H51ZM78 218V219H77ZM83 218L85 220H83ZM110 218V219H109ZM154 218V219H153ZM158 218V219H157ZM213 218V219H212ZM218 218V219H217ZM227 220H226V219ZM253 220H252V219ZM54 219V220H53ZM58 219V221H57ZM74 219V220H72ZM77 219V220H76ZM89 219H92L90 220L91 222H89ZM107 219V220H106ZM122 219V220H121ZM141 219V221L139 220ZM145 221H144V220ZM148 219V220H147ZM168 222H167V220ZM176 219V220H174ZM79 220V221H78ZM103 220V222H102ZM106 220V221H105ZM128 220V223H126ZM134 220V221H133ZM137 220V221H136ZM143 220V221H142ZM155 220V221H153ZM165 220V221H164ZM174 220V221H173ZM188 222H187V221ZM224 220V222H223ZM259 220L260 223H259ZM36 221V222H35ZM76 221V222H75ZM84 221V223H83ZM111 221V222H110ZM114 221V222H113ZM119 221V222H118ZM130 221V222H129ZM140 221V222H139ZM150 221H153L151 222L150 224ZM173 221V223H172ZM176 221V222H175ZM182 226V229H181V226L179 224V222ZM190 221V222H189ZM212 221V222H211ZM218 221H220L218 223ZM228 221V222H226ZM246 221H249V222H246ZM252 221V222H251ZM62 222V223H61ZM70 222V224H69ZM72 222H73V225H72ZM89 222V223H88ZM171 222V224H174L175 226H172L173 229L171 228V224L169 223ZM186 222V223H185ZM196 222H197V225H196ZM210 222V223H209ZM90 223H93L92 226ZM104 223V225L102 224ZM114 223V224H113ZM123 225H122V224ZM133 223V224H132ZM135 223V224H134ZM159 223H162V224H159ZM177 223V224H176ZM185 223V224H184ZM11 224V225H10ZM40 224V225H39ZM109 224H111L112 226H109ZM117 224V225H116ZM164 224V226H163ZM166 224V225H165ZM200 224V225H199ZM253 226H251V225ZM259 224H260V227H259ZM16 225V226H15ZM96 225V226H95ZM98 225H102L101 227L98 226ZM108 225V226H107ZM149 225V226H148ZM179 225V226H178ZM263 225V226H261ZM59 226V227H58ZM132 226V228H131ZM144 226V227H143ZM154 226V227H152ZM157 226H161V228H164L162 232H155L156 229L155 227ZM163 226V227H162ZM194 226V227H193ZM210 226V229L209 227ZM2 227V228H1ZM69 227V228H68ZM89 227V228H87ZM112 227V228H111ZM122 227V228H121ZM135 227V228H134ZM141 227V229H140ZM143 227V228H142ZM178 227V229L176 228ZM192 227V228H191ZM198 227V228H197ZM213 227L216 231L213 230ZM218 227H221V228H218ZM237 227V228H236ZM252 227V228H251ZM257 227L259 229H257ZM16 228V229H14ZM118 228V229H117ZM151 230H148L150 229ZM180 228V230H179ZM191 228L192 230L189 231V229ZM218 228V229H216ZM19 231H18V230ZM25 229V230H24ZM39 229V230H38ZM69 229V230H68ZM97 229V233L95 232ZM99 229V231H98ZM108 231L106 232L105 231ZM109 229V230H108ZM138 229V230H137ZM143 229H147V231L143 232L144 230ZM173 231H172V230ZM175 229V230H174ZM197 229V230H196ZM200 229V230H199ZM203 229V230H202ZM252 229H254L255 231H253ZM6 230L7 232H4ZM58 230V231H57ZM94 230V231H93ZM103 230V231H102ZM116 230V231H115ZM141 230V231H139ZM189 232H188V231ZM205 230V231H204ZM223 230V231H222ZM260 230V231H259ZM12 231V232H10ZM25 231L27 233H25ZM37 231V232H36ZM65 231V232H63ZM80 231V232H79ZM101 231V232H100ZM106 233H105V232ZM114 231V232H113ZM154 231V232H153ZM176 231V232H175ZM194 231V232H193ZM201 233H199V232ZM204 231V232H202ZM219 231V232H218ZM259 231V232H258ZM14 232V233H13ZM48 232V233H47ZM153 232V233H152ZM178 232V233H177ZM190 232H193L192 234ZM216 232V233H215ZM257 233V234H253V233ZM11 233V234H10ZM46 233V234H45ZM58 233L60 234L58 236ZM77 233V234H76ZM91 233V234H90ZM108 233V234H107ZM114 233V234H113ZM158 233H162L161 234V237L158 238V236H160V234ZM195 233V235H194ZM204 233V234H203ZM261 233V234H260ZM263 233V234H262ZM68 234V235H66ZM99 234V235H98ZM113 234V235H112ZM168 236H167V235ZM189 234V236H188ZM199 234V235H197ZM262 236H260V235ZM4 235V236H2ZM14 235V237L12 236ZM18 235L20 236L18 238ZM46 235V236H45ZM63 235V236H62ZM101 235V236H100ZM109 239H108V237ZM122 235V236H121ZM170 235V237H169ZM219 235V236H218ZM256 235V236H255ZM258 235V236H257ZM17 236V237H16ZM96 236L97 238L95 239ZM111 236V237H110ZM124 236V237H123ZM149 236V237H147ZM164 236V237H162ZM167 236V238H166ZM183 236V237H181ZM198 236V237H197ZM69 237V238H68ZM91 237H92V240H91ZM136 237V238H135ZM180 237V239H178ZM190 237V238H189ZM196 237V239H194ZM203 237V238H202ZM5 238V240H4ZM9 238V239H8ZM54 238V240H53ZM59 238V239H58ZM68 238V239H67ZM125 238V239H124ZM134 238V239H133ZM164 238L165 239H169V240H165L166 242L164 243ZM183 238V239H182ZM189 238V239H188ZM199 238V239H198ZM260 238V239H259ZM4 241H3V240ZM16 239V240H15ZM67 239V240H66ZM87 239V240H86ZM89 239V240H88ZM95 239V241L93 242V240ZM114 239V240H113ZM127 239V240H126ZM185 239V240H184ZM188 239V240H187ZM253 239V240H252ZM179 240V241H178ZM263 240V241H261ZM11 241V242H10ZM14 241V242H13ZM62 241H63V244H62ZM83 241H86V245L88 247V250L85 251L84 249V245L85 243ZM102 241V243H101ZM104 241V242H103ZM129 241V242H128ZM141 241V243H139ZM158 241V242H157ZM181 241V242H180ZM199 241V242H198ZM246 241V242H245ZM56 242V243H55ZM73 242L75 243V245L73 244ZM83 242V243H82ZM91 242V243H90ZM192 242V243H191ZM240 245H239V243ZM245 242V243H244ZM258 242V244H257ZM262 242V243H261ZM16 243V244H15ZM50 243V244H49ZM52 243V244H51ZM70 243V244H69ZM97 243V244H96ZM131 243V244H130ZM134 243V244H133ZM184 243V244H182ZM199 243V244H198ZM244 244V246L241 245ZM254 243V244H253ZM2 244V245H1ZM57 244V245H56ZM77 244V245H76ZM118 244V245H117ZM177 244V246H176ZM191 246H186L188 245ZM197 244V245H196ZM238 244V245H237ZM62 245V246H61ZM74 245V246H73ZM79 245L81 247H83L82 251H80L81 249L79 248ZM136 247H135V246ZM155 245V247H154ZM195 245V246H194ZM246 245V246H245ZM251 247H250V246ZM254 245V247H253ZM4 246V247H3ZM11 249H10V247ZM53 250H51L52 248ZM65 246V247H64ZM78 246V248H77ZM96 248H94V247ZM103 246V247H102ZM112 246V247H111ZM117 246V247H116ZM237 246V247H235ZM239 246V247H238ZM257 246V247H256ZM15 247V248H14ZM68 247V248H67ZM70 247V248H69ZM187 247V248H186ZM209 247V249H208ZM212 247V248H211ZM263 247V248H262ZM66 248V249H65ZM94 248V249H93ZM99 248V249H98ZM102 248V249H101ZM115 248V249H114ZM119 248V249H118ZM124 248V249H123ZM154 248V249H153ZM178 248V250L176 249ZM186 248V250H185ZM204 248V249H203ZM212 250H211V249ZM237 248V250L235 249ZM240 248V249H239ZM250 248V249H249ZM256 248V249H255ZM262 248V249H261ZM98 249V250H97ZM151 249V250H150ZM190 249V250H189ZM200 249V250H199ZM202 249V250H201ZM246 249V252H242V251H245ZM258 249V250H257ZM73 250L75 252H73ZM102 250V251H101ZM112 250V251H111ZM114 250V252H113ZM150 250V251H149ZM174 253L172 255V253ZM176 250V251H175ZM241 252H240V251ZM58 251V252H57ZM61 251V253H60ZM68 251V253H67ZM79 251V253H78ZM99 251V252H98ZM132 251V252H131ZM148 251V253H147ZM169 251V252H168ZM187 251H191L189 252L190 254H185L187 253ZM202 251V253H200ZM204 251V252H203ZM15 252V254H14ZM27 252V253H26ZM81 252V254H80ZM87 252V253H86ZM144 252V253H143ZM150 252V253H149ZM163 252V253H162ZM199 252V253H198ZM214 252H216L214 254ZM231 252V253H229ZM233 252V253H232ZM237 252H239L237 254ZM257 252V253H256ZM89 253V254H88ZM114 253V254H112ZM130 253V254H129ZM133 253V254H132ZM170 253V254H169ZM175 253H178L179 256H177L178 254H175ZM196 253V254H195ZM213 253V254H212ZM236 253V254H234ZM255 253V254H254ZM260 253V254H259ZM19 254V255H18ZM58 254V255H57ZM88 254V255H87ZM99 254V255H98ZM182 254V255H180ZM184 254V255H183ZM210 254V255H209ZM212 254V255H211ZM219 254V255H218ZM234 254V255H233ZM241 254H244V258H242L241 260L239 259V255ZM254 254V256H253ZM34 255V256H33ZM44 255V256H43ZM46 255V256H45ZM71 255V256H69ZM121 255V256H120ZM198 255V257H196ZM250 255V256H249ZM54 256V257H53ZM57 256V257H55ZM76 256V257H75ZM99 256V257H98ZM114 256V257H113ZM118 256V257H117ZM145 256L147 257V259L145 258ZM174 258H173V257ZM183 256V257H182ZM194 256V257H193ZM249 256V257H248ZM44 257V259H43ZM78 257L80 258V260L78 259ZM97 257V258H96ZM111 257V258H110ZM134 257V258H133ZM162 257V259H161ZM168 257V258H167ZM181 257V258H180ZM192 257V258H191ZM201 257V258H200ZM222 257V259H221ZM236 259H235V258ZM251 257V258H250ZM96 258V259H95ZM133 258V260H132ZM186 258V259H185ZM197 258V259H196ZM219 258V259H218ZM238 258V259H237ZM60 259V261H58ZM75 259V260H74ZM84 261H83V260ZM93 259V260H92ZM146 259V260H145ZM181 259V260H180ZM192 259V260H191ZM194 259V260H193ZM212 259V260H211ZM217 259V260H216ZM221 259V260H220ZM38 260V261H37ZM49 260V261H47ZM54 260V261H53ZM56 260V262H55ZM77 260V261H76ZM79 260V261H78ZM137 260V261H136ZM226 260V261H225ZM248 260V261H247ZM25 261V262H24ZM43 261V262H42ZM83 261V262H82ZM142 261V262H141ZM166 261V262H164ZM207 261V262H206ZM219 261V262H218ZM97 262V263H96ZM246 262V263H245Z\"/></svg>",
	"mask_w": 264,
	"mask_h": 264
},
{
	"label": "bare ground",
	"instance_id": "bare-ground-1",
	"mask_svg": "<svg viewBox=\"0 0 264 264\" xmlns=\"http://www.w3.org/2000/svg\"><path fill=\"white\" fill-rule=\"evenodd\" d=\"M30 0H0V27L2 28V27H4L5 25H8V27H9V31H8V33L10 34V31H11V29L12 28H14V27H17V26H19L20 28L22 27V29L24 28V26H22L23 25V23H16L15 22V19H16V17L17 16H19L20 14H18V9H19V12H20V8H19V5H21V4H25L26 6H28V8L31 6L30 4H32V3H30L29 2ZM40 1V0H39ZM144 2H147V3H149L150 5H151V7H154V9H159V10H161V11H163V12H165V13H168L170 16H171V18L173 19L172 20V22H174V19H176V17L177 18H187V15H186V12L188 11H186L185 12V10L188 8V9H190V7L191 6H197L196 8H200V9H203V10H206V11H210L211 12V14H212V16L214 17V19H217V21H218V19H220L221 18V15H224V14H227L229 17H228V19L230 18V15H235L236 17H233L232 18V16H231V18H230V21H229V23H230V25H227L228 26V29L225 31V33H222L221 32V30L219 31L220 32V34L222 33V35H218L219 37L218 38H214L215 39V41L213 40L212 42H213V44H211V45H214L215 46V48L216 49H220V50H222V51H231L232 53H233V55H234V53L236 54L237 52H239L238 54H236V55H239L240 54V57H241V59L242 60H244V61H246V62H244V64H243V66L241 67V69L240 70H242L243 72H246L247 74H249V75H247V77H251V78H253V77H255L254 78V80L256 79L257 81H260L261 80V78L262 77H264V0H243L244 2H242V4H239V1L240 0H143ZM28 2L30 3V4H28ZM36 3H37V1H35ZM139 2V1H138ZM45 3V2H44ZM47 3V2H46ZM62 3V2H61ZM101 3H105V2H101ZM128 3V2H127ZM131 3V2H130ZM147 3H146V8H147ZM34 4V6H35V3H33ZM32 4V5H33ZM42 4V3H41ZM41 4H40V6H41ZM136 4V3H135ZM38 5V4H37ZM44 5V4H43ZM49 5V4H48ZM103 5L104 4H100V6L101 7H103ZM107 5V4H106ZM111 5V4H110ZM114 5V4H113ZM121 5V4H120ZM134 5V4H133ZM132 5V6H133ZM150 5L148 6V7H150ZM64 6V5H63ZM100 6H99V8H100ZM135 6V5H134ZM140 6V5H139ZM88 7V6H87ZM93 7V6H92ZM32 8H33V6H32ZM35 8V7H34ZM59 8V7H58ZM95 8V7H94ZM105 8V7H104ZM145 8V7H144ZM37 9H38V7H37ZM44 8H42V10H43ZM106 10H107V8H105ZM139 9V8H138ZM36 10V9H35ZM51 10V9H50ZM72 10V9H71ZM191 10V9H190ZM23 11V10H22ZM31 11V10H30ZM134 11V10H133ZM29 12V9H28V11H27V13ZM35 12V11H34ZM97 12V11H96ZM99 12V11H98ZM102 12V11H101ZM144 12H145V9H144ZM192 13H193V10L191 11ZM195 12V11H194ZM23 13V12H22ZM48 13V12H47ZM62 13V12H61ZM70 13V12H69ZM105 13V12H104ZM120 12H118V14H119ZM128 13V12H127ZM131 13V12H130ZM164 13V14H165ZM188 13V12H187ZM196 13V12H195ZM200 13V12H199ZM198 13V14H199ZM24 14V13H23ZM34 14V13H33ZM49 14V13H48ZM95 14H98V13H95ZM103 14V13H102ZM121 15H122V13H120ZM145 14H146V12H145ZM150 14H152V13H150ZM202 14H205V13H202ZM208 14H209V12H208ZM28 15V14H27ZM67 15V14H66ZM93 15V14H92ZM107 15V14H106ZM111 15H113V14H111ZM127 15H130V14H127ZM131 15H132V13H131ZM136 15V14H135ZM188 15H189V13H188ZM24 16H25V14H24ZM89 16V15H88ZM100 16H101V14H100ZM137 16V15H136ZM146 16H147V14H146ZM151 16V15H150ZM157 16V15H156ZM192 17H193V15H191ZM26 17V16H25ZM60 17V16H59ZM64 17V16H63ZM73 17V16H72ZM79 17V16H78ZM107 17H109V16H107ZM116 17V16H115ZM125 17H127V16H125ZM157 17H159V16H157ZM161 17H163V16H161ZM160 17V18H161ZM164 17H165V15H164ZM75 18V17H74ZM112 18V17H111ZM118 18H120L119 17V15H118ZM141 18V17H140ZM152 18V17H151ZM150 18V19H151ZM167 18V17H166ZM194 18V17H193ZM206 18H208V17H206ZM30 19H31V17H30ZM40 19V18H39ZM68 19V18H67ZM70 19V18H69ZM94 19V18H93ZM134 19V18H133ZM145 19V18H144ZM149 19V18H148ZM164 19V18H163ZM190 19V18H189ZM204 19V18H203ZM221 19H223V18H221ZM225 19H226V17H225ZM27 20V19H26ZM47 20V19H46ZM121 20H124V19H120V22H121ZM131 19H129V21H130ZM136 20V19H135ZM168 20V19H167ZM179 20V19H178ZM198 20V19H197ZM200 20L201 19H199V23H202V21L200 22ZM29 21V20H28ZM73 21V20H72ZM88 21V20H87ZM128 21V22H129ZM146 21H147V19H146ZM155 21H156V19H155ZM161 21H163L164 22V20H162L161 19ZM208 21L210 22V20H208L207 19V22L206 23H208ZM68 23L69 21H66L65 20V23ZM79 22V21H78ZM77 22V23H78ZM113 22V21H112ZM116 22V21H115ZM123 22V21H122ZM127 22V21H126ZM125 22V23H126ZM159 22V21H158ZM169 21H167V25L169 24L168 23ZM187 22V21H186ZM196 22V20L194 21V23ZM205 22V21H204ZM214 22H215V20H214ZM223 23H224V21H222ZM58 23V22H57ZM94 23V22H93ZM114 23V22H113ZM124 23V24H125ZM153 23H154V21H153ZM165 23V22H164ZM181 23V22H180ZM191 23V22H190ZM192 23H193V21H192ZM213 23V22H212ZM211 23V25H213ZM216 23H218V22H216ZM88 24V23H87ZM108 24V23H107ZM116 24V23H115ZM117 24H118V22H117ZM121 24H123V23H120V25ZM151 24H152V22H151ZM172 24V26H173V23H171ZM196 24V23H195ZM209 24V23H208ZM219 24V23H218ZM33 25H34V23H33ZM36 25V24H35ZM68 25H70V24H68ZM67 25V26H68ZM126 25V24H125ZM135 25H137V23H136V21H135ZM134 25V26H135ZM160 25V24H159ZM199 25V24H198ZM202 25H203V23H202ZM207 25V24H206ZM220 25V24H219ZM63 26V25H62ZM71 26V25H70ZM80 26V25H79ZM116 26V25H115ZM138 26V25H137ZM153 26V25H152ZM157 26V25H156ZM165 26V25H164ZM193 26V25H192ZM101 27V26H100ZM145 27V26H144ZM162 27H163V24H162ZM168 27V26H167ZM205 27V26H204ZM33 27L31 26V24H30V22H29V27H27V31H24V33H23V40H21L20 38V40H18L17 38V43H16V49L18 50V49H23V56H24V58H26V60H27V64H26V66H24L25 67V69L26 70H30V71H32L33 73L35 72H37L38 70H41V71H43L44 72V74L47 76V84L49 85L50 84V87L54 90V92H55V95H50V93L49 94H41L40 92H39V86L40 85H38V81H37V78H36V75H31V77L30 78H26L24 75H25V73L23 72V70L21 69V68H18V67H16V66H12V65H7L6 64V53H9L10 55H11V53H12V51H13V47H11L10 45H8L9 47H8V49H3V50H0V111H1V109H2V107H5L2 103L7 99V100H9V98H12V97H16V95L17 94H24V96L25 95H27L28 96V94H33L34 95V97H35V100L37 101V102H41L42 104H45V102L46 103H48V104H50V108H51V113H48V115H44V116H47L46 117V122H47V124H48V126H49V128L51 129V130H49V131H51L50 132V134H48V135H54V144H56V148H57V155H54L53 153H54V151H53V153H48V154H53V156H49V157H47L48 159H51L52 160V162H54V161H56L54 164L53 163H50L49 162V164H51V168L49 167V170L48 171H50L49 172V174L50 175H52V174H54L53 172H55L56 171V169L57 170H60V171H63L62 172V174H61V178L58 176V175H54V177L52 176V178H54V179H52V178H50L49 177V174H48V177H45V178H47V179H45L43 182H42V184H40V186L38 185V188L36 189V187H34V185L31 187V185H30V181L28 180V175L29 174H27V168H26V161H27V159L32 155V154H39V151H37V150H29L28 148H27V142L29 141V139H38V143H42L43 142V140H45L44 138H46V136H44V134L42 133V134H40V136H38V138H37V130H36V124H34L33 125V123H34V121L29 117H24V116H20L19 118H16V116H15V114L13 113L14 112V110H13V112L12 111H10V110H12V109H10V110H6L4 113H3V116L2 117H0L1 119H0V139H1V143H0V161L2 160V163H3V166L10 172V171H12L13 170V168L15 167H13V164H15L14 163V161H13V159L14 158H20L22 161H23V169H22V172H21V177H22V181H19V182H22V186L20 187V189H14V195H13V197H12V199H11V201L10 200H8V201H10V204L8 205L9 206V208L7 209V208H5V209H7V212L4 214V215H1V220L2 221H4V222H10V223H17L18 224V222H21L22 223V225L24 224V223H27V222H29L30 220V216L32 215V214H36V213H49V212H53V211H55L56 209H58V207H59V205L61 204V203H63V201L65 200V199H67V197H68V199H69V197H74L75 198V200H73V201H76L77 203H78V208L79 209H81V208H85V209H88V211H86L87 212V214H88V216L87 217H89V218H96L95 220H97V219H100L103 215H105V214H102L100 211V213H98L97 212V209L95 210L96 212H94L93 211V209H94V207L96 206V205H98V204H100L101 205V203L103 204V208H104V210H105V212H106V215L105 216H107V214L108 213H110L112 216H113V213H111V211H109V212H107L108 210H114V208L117 206H120L121 207V205L123 204V205H129V209H127V210H129L128 212H126V213H124L125 211H127V210H125V211H123V210H121V211H123V213L121 214V217H125V216H129V215H132L131 214V207H132V205L134 204V200H135V197H137L138 195H141L142 196V193H144V192H142L143 190H141V191H138V188H139V186H140V188H143L142 186H144V187H146L150 182H151V180L149 179V176L150 175H153V174H157L158 172L160 173V172H162V171H166V170H168L169 171V169H170V171H172V173H173V170H175L176 168H177V164L174 162H172L171 160H169L170 159V153H172V151L170 150L171 148H175L176 150H177V152H178V155L177 156H179V157H185L184 155H182L183 153H185V150H187L186 149V145L188 144L187 142L188 141H190V140H188L189 138H190V135H191V131H190V129L188 128V127H190V126H184V127H182V129H179L177 132H174V133H171V134H167L168 136H167V139H166V143H165V141H163L164 143H165V146H163L162 148H154L152 145H151V143L150 142H148V141H150V140H148V141H142V140H138L137 142H133V145H132V152L134 153V155L136 156L135 158H136V164H131V167H130V169L128 170V171H130V172H127V169H126V171L125 170H121V168L120 167H122L123 165V162H125L124 161V157L123 158H121V155L123 154V155H125V152H123V150L125 149V145L126 144H124L123 142H122V140L124 139V137H125V135L123 134L124 132H123V128L124 127H127V126H130V127H134V128H142V127H144V125H148V123H153V122H161L162 120H164V121H166V117L163 119L162 117L163 116H161V118H162V120L160 119V118H156V116L155 115H151L153 112L151 111L152 110V108L153 107H155V106H150L149 104H147V102L146 101H144V97H142L141 98V94H142V92L143 93H145V94H143V95H147V85H148V82H147V78H146V80H145V78H143V77H139V78H135V79H132V80H130V81H128V80H123L122 79V84H121V86L119 87V89H118V87L117 86H112V92H110V95H108V94H106V93H103L102 94V96H100L98 99H96V97H95V99H93V98H91L90 96H92L93 94H92V92H90V90H88V89H86L85 88V86L82 84V78H81V81L79 80V78H78V74H79V72H77L76 70H75V68L74 67H71V66H67L66 65V67H61L58 63H59V61L58 62H52L51 60H52V58L50 57L49 58V56H48V59L46 60V57H45V53L41 50V46L38 44V42H37V40H36V38H35V35L33 34V29H32ZM81 28V27H80ZM128 28V27H127ZM194 28V27H193ZM216 28V27H215ZM25 29H26V27H25ZM138 29V28H137ZM150 29V28H149ZM154 29V28H153ZM164 29V28H163ZM170 29V28H169ZM199 29H201L200 27H199ZM198 29V30H199ZM210 29V28H209ZM217 29V28H216ZM216 29H215V32H217L218 31V29H217V31H216ZM219 29H221V28H219ZM224 29V28H223ZM1 30V29H0ZM21 30V29H20ZM102 30V29H101ZM127 30V29H126ZM130 30V29H129ZM156 30H157V28H156ZM160 30V29H159ZM172 30V29H171ZM196 30V29H195ZM212 30V29H211ZM4 31V30H3ZM15 31H17V30H15ZM44 31H46V30H44ZM60 31V30H59ZM74 31V30H73ZM73 31H71V32H73ZM103 31V30H102ZM111 31V30H110ZM139 31V30H138ZM153 31V30H152ZM155 31V30H154ZM153 31V32H154ZM161 31V30H160ZM164 31V30H163ZM176 31V30H175ZM38 32V31H37ZM47 32V31H46ZM45 32V33H46ZM50 32H52V31H50ZM70 32V33H71ZM86 32H87V30H86ZM98 32V31H97ZM101 32V31H100ZM120 32V31H119ZM132 32V31H131ZM130 32V33H131ZM197 32V31H196ZM3 33V32H2ZM20 33V32H19ZM102 33V32H101ZM109 34H111L110 32H108ZM127 33V32H126ZM207 33H208V31H207ZM210 33H213L214 34V32L212 31V32H210ZM18 34V33H17ZM38 33H36V35H37ZM41 34V33H40ZM74 34V33H73ZM87 34V33H86ZM103 34V33H102ZM105 34V33H104ZM107 34V33H106ZM114 34H115V32H114ZM113 34V35H114ZM163 34V33H162ZM161 34V35H162ZM173 34V33H172ZM186 34H187V32H186ZM212 34V35H213ZM216 34H218V33H216ZM1 35V34H0ZM22 35V34H21ZM39 35V34H38ZM46 35V34H45ZM67 35H69V34H67ZM75 35V34H74ZM128 35V34H127ZM139 35H141V34H139ZM170 35V34H169ZM169 35H167L168 37H170ZM174 35H175V33H174ZM197 35H199V34H197ZM202 35V34H201ZM208 35H210L211 36V34H208ZM19 36V35H18ZM52 36V35H51ZM87 36H88V34H87ZM107 36V35H106ZM134 36V35H133ZM155 36V35H154ZM159 36V35H158ZM204 35H202L201 37H203ZM2 37H3V34H2ZM67 37V36H66ZM146 37V36H145ZM156 38H157V35L155 36ZM160 37V36H159ZM163 37H166V36H163ZM162 37V38H163ZM176 37V36H175ZM65 38V37H64ZM123 38V37H122ZM126 38V37H125ZM124 38V39H125ZM191 38V37H190ZM86 39V38H85ZM85 39H83V41H85ZM174 39V38H173ZM203 39V38H202ZM207 39V38H206ZM211 39V38H210ZM209 39V40H210ZM50 40V39H49ZM67 40V39H66ZM131 40V39H130ZM135 40V39H134ZM139 40V39H138ZM169 40V42H170V38L168 39ZM167 40V41H168ZM175 40H177V39H175ZM192 40V39H191ZM212 40V39H211ZM15 41V40H14ZM45 41V40H44ZM93 41V40H92ZM114 41V40H113ZM123 41V40H122ZM137 41V40H136ZM147 41V40H146ZM158 41H160V39L158 40ZM157 41V42H158ZM164 41V39L162 40V42ZM167 41H165L164 43H165V45L167 44L166 42ZM202 41V40H201ZM208 41V40H207ZM16 42V41H15ZM58 42V41H57ZM94 42V41H93ZM93 42H91V43H93ZM101 42V41H100ZM107 43H108V41H106ZM81 43H83V42H81ZM85 43V42H84ZM83 43V44H84ZM140 43V42H139ZM172 43H173V41H172ZM172 43H170L169 44V46L172 44ZM184 43V42H183ZM182 43V44H183ZM209 43V42H208ZM207 43V44H208ZM72 44V43H71ZM109 44H111V43H109ZM122 44V43H121ZM142 44V43H141ZM174 44V43H173ZM180 44H181V41H180ZM185 44V43H184ZM73 45V44H72ZM75 45V44H74ZM107 45V44H106ZM147 45V44H146ZM156 45H157V43H156ZM161 44L159 43V47H161L160 46ZM164 45V46H165ZM84 46V45H83ZM100 46V45H99ZM136 46V45H135ZM143 46V45H142ZM153 46V45H152ZM167 46H168V44H167ZM173 45H171V47H172ZM208 46V45H207ZM45 47L47 48V46L45 45ZM57 47V46H56ZM62 47H64V46H62ZM68 47V46H67ZM66 47V48H67ZM70 47V46H69ZM104 47H106L105 49H107L108 47L107 46H104ZM129 47V46H128ZM133 47H134V45H133ZM139 47V46H138ZM141 47V46H140ZM154 47V46H153ZM156 47V46H155ZM154 47V48H155ZM187 47V46H186ZM189 47V46H188ZM192 47V46H191ZM100 48V47H99ZM122 48V47H121ZM130 48V47H129ZM162 48V47H161ZM164 48V47H163ZM168 48V47H167ZM206 48V47H205ZM208 48H209V46H208ZM215 48H214V50H215ZM52 49V48H51ZM67 49H69V48H67ZM77 49V48H76ZM75 49V50H76ZM96 49V48H95ZM112 49V48H111ZM110 49V50H111ZM115 49V48H114ZM113 49V50H114ZM118 49V48H117ZM122 49H124V47L122 48ZM131 49V48H130ZM140 49V48H139ZM145 49H147V48H144L143 50H145ZM158 49V48H157ZM160 49V48H159ZM171 49V48H170ZM172 49H173V47H172ZM178 49V48H177ZM189 49H190V47H189ZM53 50V49H52ZM56 50V49H55ZM66 50V49H65ZM70 50V49H69ZM116 50V49H115ZM149 50V49H148ZM152 50V49H151ZM168 50H169V48H168ZM167 50V51H168ZM204 50V49H203ZM59 51V50H58ZM63 51H64V49H63ZM84 51V50H83ZM101 51V50H100ZM109 51V50H108ZM121 51V50H120ZM146 51V50H145ZM181 51V50H180ZM196 51V50H195ZM197 51H199V50H197ZM207 51H209L208 49H207ZM14 52V51H13ZM17 52V51H16ZM68 52V51H67ZM73 52V51H72ZM94 52V51H93ZM110 52V51H109ZM112 52V51H111ZM116 52V51H115ZM144 52V51H143ZM148 52V51H147ZM154 52V51H153ZM191 52V51H190ZM190 52H189V55H190ZM204 52H206V51H204ZM218 52V51H217ZM75 53V52H74ZM74 53H72V54H74ZM76 53H77V51H76ZM98 53V52H97ZM107 53V52H106ZM201 53H202V50H201ZM224 53V52H223ZM53 54V53H52ZM58 54V52L57 53H55V54H53V59H55L56 58V55ZM65 54V53H64ZM68 54V53H67ZM79 54V53H78ZM99 54V53H98ZM112 54V53H111ZM153 53H152V51H151V55H152ZM159 54H161V53H159ZM175 54H176V51H175ZM192 54H193V52H192ZM196 54V53H195ZM194 54V55H195ZM231 54V53H230ZM142 55V54H141ZM155 55V54H154ZM169 55H171V56H173L172 54H168V55H166V58L165 59H168V61H169V58L171 57H169V58H167ZM184 55V54H183ZM182 54H181V56H183ZM233 55H232V57H233ZM236 55H235V57H236ZM19 56V55H18ZM58 56H60V54L58 55ZM66 56V55H65ZM74 56V55H73ZM77 56H79V55H77ZM76 56V57H77ZM87 56V55H86ZM98 56V55H97ZM113 56V55H112ZM137 56V55H136ZM140 56V55H139ZM200 58V61H205V60H207V59H209V58H211V56H208V54L207 53H205V54H202L201 56H200V54L198 55ZM62 57V56H61ZM64 57V56H63ZM75 57V58H76ZM105 57V56H104ZM103 57V58H104ZM127 58H128V56H126ZM130 57H131V55H130ZM133 57V56H132ZM141 57H143V56H141ZM174 57V56H173ZM184 57H185V55H184ZM197 57V56H196ZM224 57V56H223ZM23 58V57H22ZM66 58V57H65ZM64 58V59H65ZM112 58V57H111ZM114 58V57H113ZM136 58H138V57H136ZM135 58V59H136ZM234 58V57H233ZM232 58V59H233ZM238 58V56L236 57V59ZM11 59H13L12 57H11ZM63 59V58H62ZM71 58H69V60H70ZM101 59V58H100ZM106 59H108V58H106ZM110 59V58H109ZM108 59V60H109ZM117 59V58H116ZM126 59V58H125ZM130 59V58H129ZM134 59V57L133 58H131V60H133ZM148 59V58H147ZM146 59V60H147ZM158 59V58H157ZM173 59H175V57L173 58ZM177 59V58H176ZM181 59H183V57L181 58ZM186 60H187V58H185ZM10 60V59H9ZM72 61H73V59H71ZM85 60V59H84ZM112 60V59H111ZM110 60V61H111ZM121 60V59H120ZM139 59H137V61H138ZM142 60H144V59H142ZM155 60V59H154ZM238 60V59H237ZM241 60V61H242ZM81 61V60H80ZM118 61V60H117ZM117 61H115V59H114V62H116L117 63ZM130 61V60H129ZM128 61V63H130ZM136 61V60H135ZM168 61H166V62H168ZM178 61V60H177ZM185 61V60H184ZM189 61H191V59H189ZM194 61H195V59H194ZM199 61V62H200ZM9 62V61H8ZM62 62H63V60H62ZM68 62V61H67ZM76 62V61H75ZM82 62H83V60H82ZM94 62H97L96 60H94L93 61V63ZM112 62V61H111ZM110 62V63H111ZM113 62V63H114ZM124 62V61H123ZM145 62V61H144ZM151 62V61H150ZM156 62V61H155ZM158 62V61H157ZM236 62H239V61H236ZM243 62V61H242ZM242 62H241V64H242ZM18 63V62H17ZM88 63H89V61H88ZM91 63V62H90ZM89 63V64H90ZM119 63V62H118ZM127 63V64H128ZM159 63V62H158ZM201 63V62H200ZM16 64V63H15ZM96 64V63H95ZM99 64V63H98ZM112 64V63H111ZM115 64V63H114ZM131 64H133L132 62H131ZM136 64H138V63H136ZM141 63L139 62V65H140ZM148 65H149V63H147ZM194 64V63H193ZM201 64H203V63H201ZM205 64V63H204ZM85 65V64H84ZM100 66H101V63L99 64ZM99 65H97V66H99ZM120 65H121V63H120ZM120 65H119V67H120ZM141 65H143V64H141ZM147 65V66H148ZM151 65H153V64H150V66ZM164 65V64H163ZM222 65V64H221ZM103 66V65H102ZM110 66V65H109ZM113 66V65H112ZM118 66V65H117ZM138 66V65H137ZM146 66V67H147ZM155 66V65H154ZM157 67H155L156 69H158V70H161V68H159L161 65H159L158 66V64L156 65ZM165 67H166V69H172V68H174V70H175V68H181L182 70H183V68H185L187 65L185 64V63H182V62H173V61H169L168 63H166L165 65H164ZM216 66V65H215ZM218 66V65H217ZM237 66V65H236ZM95 67V66H94ZM115 67V66H114ZM152 67V66H151ZM195 67V66H194ZM194 67L192 66V68L194 69ZM207 67V66H206ZM222 67H224L223 65H222ZM84 68V67H83ZM98 68V67H97ZM107 68H108V66H107ZM110 68H112V67H110ZM116 68H118V67H116ZM122 67H120V69H121ZM139 68V67H138ZM137 68V69H138ZM150 70H151V68L150 67H148ZM147 68V69H148ZM154 68V69H155ZM196 68V67H195ZM201 67H199V69H200ZM230 68V67H229ZM229 68L227 69V68H224V70H223V73L222 74H225L226 75V73H227V71L229 70ZM89 69H91V68H89ZM99 69V68H98ZM115 69V68H114ZM113 69V70H114ZM119 69V70H120ZM125 69H126V67H125ZM128 69V68H127ZM134 69H136V67L134 68ZM140 69H142V68H140ZM153 69V70H154ZM166 69H165V71H166ZM206 69V68H205ZM204 68H203V70H205ZM215 69V68H214ZM214 69H212L213 71H214ZM232 69V68H231ZM230 69V70H231ZM80 70H82L81 68H80ZM94 70V69H93ZM117 70V69H116ZM122 70V69H121ZM130 70V69H129ZM144 70H146L145 69V67H144ZM153 70H151V71H153ZM173 70V71H174ZM185 70V69H184ZM184 70H183V72H184ZM189 70V69H188ZM195 70V69H194ZM201 71H203L202 69H200ZM207 70H208V67H207ZM232 70H234V69H232ZM78 71H79V69H78ZM88 71H90V70H88ZM104 71V70H103ZM102 71V72H103ZM138 71V70H137ZM136 71V72H137ZM157 71V70H156ZM169 71V70H168ZM180 71L181 70H179V73H180ZM92 72H96V71H92ZM99 72V71H98ZM117 72V71H116ZM119 72V71H118ZM130 72V71H129ZM145 71H143V73H144ZM169 72H172V70H170ZM168 72V73H169ZM176 72H178V70H175V72L172 74H170L171 75V77H172V75H175L176 74ZM187 72V71H186ZM190 72V71H189ZM188 72V73H189ZM195 72H197V71H194V73ZM233 72V71H232ZM237 72V71H236ZM38 73V72H37ZM85 73H87V72H85ZM114 73V72H113ZM123 73H125V71L123 72ZM134 73L135 72H133V74L131 75V77L134 75ZM139 73V72H138ZM137 73V74H138ZM140 73H142V72H140ZM147 73L149 74L150 72H149V70L147 71ZM198 73V72H197ZM208 73H210V72H208ZM207 73V74H208ZM39 74V73H38ZM43 74V73H42ZM81 74V73H80ZM79 74V75H80ZM92 74V73H91ZM99 74V73H98ZM107 74V73H106ZM116 74V73H115ZM118 74V73H117ZM116 74V75H117ZM121 74V73H120ZM129 74L130 73H128V74H125V75H128V78H130L129 77ZM148 74H147V76L146 77H148ZM151 74H152V72H151ZM151 74H149V75H151ZM161 74H162V72H161ZM160 74V75H161ZM164 74V73H163ZM166 74V73H165ZM178 74V73H177ZM181 74V73H180ZM179 74V75H180ZM191 74V73H190ZM206 74V75H207ZM211 74V73H210ZM213 74V73H212ZM237 74V73H236ZM241 75H242V73H240ZM240 74H239V76H240ZM244 74V73H243ZM41 75V74H40ZM86 75V74H85ZM124 75V76H125ZM152 75H154V72H153V74ZM157 75V74H156ZM182 75V74H181ZM197 75H199V74H197ZM196 75V76H197ZM83 76V75H82ZM113 76V75H112ZM123 76V75H122ZM143 76V75H142ZM211 76V75H210ZM209 76V77H210ZM227 76V75H226ZM225 76V77H226ZM243 77H245L244 75H242ZM241 76V77H242ZM37 77H39V76H37ZM79 77H81V76H79ZM85 77V76H84ZM150 77V76H149ZM177 77H179V76H177ZM176 77V79H178ZM190 78H191V76H189ZM189 77H186V78H189ZM198 77V76H197ZM204 77V76H203ZM224 76H223V79L225 78ZM232 77V76H231ZM242 77V78H243ZM44 78V77H43ZM116 78H117V76H116ZM172 78H174V77H172ZM219 78V77H218ZM233 78V77H232ZM44 79H46V78H44ZM90 79V78H89ZM167 79V78H166ZM181 79H183V77L181 78ZM199 79H200V77H199ZM202 80H203V78H201ZM213 79V78H212ZM221 79V78H220ZM226 79V78H225ZM224 79V80H225ZM233 79H235V80H237L236 78H233ZM99 80V79H98ZM117 80H119V79H117ZM121 80V79H120ZM187 80V79H186ZM206 80H208V79H206V77H205V80L204 81H206ZM211 80V79H210ZM218 80V79H217ZM217 80H215V81H217ZM222 80V79H221ZM226 80H228V78L226 79ZM249 80V79H248ZM102 82H103V80H101ZM234 81V80H233ZM233 81H232V83H233ZM262 81V80H261ZM105 82H107V81H104L103 83H105ZM110 83H111V81H109ZM120 82V81H119ZM120 82V83H121ZM160 82V81H159ZM167 82H168V80H167ZM221 82H224L223 80L221 81ZM226 82H228V81H226ZM226 82H224V84H226ZM230 82V81H229ZM228 82V83H229ZM235 82V81H234ZM247 82H249V81H247ZM256 82V81H255ZM43 83V82H42ZM45 83V84H46ZM84 83H86V78H85V82ZM89 83V82H88ZM108 83V82H107ZM116 83H118V81L116 82ZM161 83H162V81H161ZM207 83V82H206ZM219 82L217 81V84H218ZM96 84V83H95ZM167 85H168V83H166ZM171 84V83H170ZM211 84H213V82H212V80H211ZM210 84V85H211ZM215 84H216V82H215ZM223 84V83H222ZM231 84V83H230ZM111 84H109V85H107V86H110ZM210 85H208V86H210ZM218 85H220V84H218ZM232 85V84H231ZM44 86V85H43ZM182 86V85H181ZM217 86V85H216ZM215 86V87H216ZM239 86V85H238ZM243 86V85H242ZM90 87V86H89ZM93 87V86H92ZM102 87V86H101ZM101 87H99V88H101ZM111 87V86H110ZM170 86H168V88H169ZM172 87V86H171ZM188 87H191L190 85H188ZM212 87V86H211ZM214 87V86H213ZM257 87V86H256ZM46 88V87H45ZM105 89L106 87H102L101 89ZM108 88V87H107ZM106 88V89H107ZM187 88V87H186ZM193 88H195V87H193ZM208 88V87H207ZM219 88V87H218ZM220 88H221V86H220ZM219 88V89H220ZM224 88H226L227 89V87L225 86ZM233 88V87H232ZM232 88H230L231 90H232ZM238 88H241L240 86L238 87ZM245 88V90L248 88L247 86H245L244 87ZM251 88V87H250ZM50 89V88H49ZM101 89H100V92H101ZM171 89V88H170ZM180 89V88H179ZM206 89V88H205ZM208 89H211V88H208ZM216 89V88H215ZM223 89V88H222ZM85 90H87V91H85ZM97 90V89H96ZM95 90V91H96ZM109 90V89H108ZM187 90H190V88H188ZM204 90V89H203ZM212 90H214V88L212 89ZM212 90L210 91V92H212ZM221 90V89H220ZM219 90V91H220ZM234 90V89H233ZM232 90V92H230V93H233V92H239V91H233ZM244 90V91H245ZM81 91H85V93H80ZM105 91H107V90H105ZM111 91V90H110ZM206 91V90H205ZM208 91V92H209ZM48 92V91H47ZM97 92V91H96ZM150 92H152L151 90H150ZM149 92V93H150ZM163 92V91H162ZM174 92V91H173ZM222 92H224V90L222 91ZM229 92V91H228ZM161 93V92H160ZM167 93V92H166ZM183 93V92H182ZM189 93H190V91H189ZM205 93L206 92H201V93H199V94H197V97L195 98V103H199L200 101H202V99L204 98V96H205ZM242 93H244V92H242ZM245 93H247V95H248V92H245ZM244 93V94H245ZM97 94V93H96ZM100 94V93H99ZM170 94V93H169ZM211 94H213L214 96L216 95L215 93H211ZM220 94V93H219ZM225 94H227V92L225 93ZM240 94V93H239ZM183 95V94H182ZM218 95V94H217ZM222 95V94H221ZM250 95V94H249ZM26 96V97H27ZM154 96V95H153ZM236 96V95H235ZM241 97H242V95H240ZM239 96V97H240ZM25 97V98H26ZM31 97V96H30ZM29 97V98H30ZM33 97V98H34ZM94 97V96H93ZM148 97H149V95H148ZM148 97H147V99H148ZM169 97V96H168ZM233 97V96H232ZM238 97V96H237ZM241 97H240V101H241ZM17 98H19V97H17ZM214 98V97H213ZM212 98V99H213ZM252 98H253V96H252ZM233 99V98H232ZM242 99H243V97H242ZM245 99V98H244ZM248 99V98H247ZM246 99V100H247ZM6 100V101H7ZM11 100V99H10ZM16 100V99H15ZM23 100V99H22ZM146 100V99H145ZM149 100V99H148ZM166 100V99H165ZM176 101H177V99H175ZM174 100V101H175ZM188 100V99H187ZM234 100V99H233ZM249 100V99H248ZM14 101V100H13ZM18 101H20V99L18 100ZM29 101V100H28ZM150 101V100H149ZM167 101V100H166ZM203 101H206L205 99L203 100ZM8 102V101H7ZM6 102V103H7ZM10 102V101H9ZM152 102H155V101H152ZM186 102H188V101H186ZM206 102H209V101H206ZM205 102V103H206ZM243 102V101H242ZM241 102V103H242ZM246 102V101H245ZM244 102V103H245ZM251 102H253V101H251ZM259 102V101H258ZM6 103H4V104H6ZM11 103V102H10ZM18 102H16V104H17ZM20 103H22V102H20ZM32 103H33V101H32ZM34 103H35V101H34ZM80 103H82L81 105H80ZM158 103V102H157ZM204 103V104H205ZM210 103V102H209ZM212 103H213V101H212ZM215 103H216V101H215ZM14 104V103H13ZM12 104V105H13ZM23 104V103H22ZM21 104V105H22ZM160 104V103H159ZM190 104V103H189ZM196 104V105H197ZM202 104V106L204 105L203 104V102L201 103ZM208 104V103H207ZM211 104V103H210ZM210 104H209V106H210ZM235 104V103H234ZM251 104V103H250ZM3 105V106H2ZM15 105V104H14ZM18 105V104H17ZM20 105V106H21ZM36 105H37V103H36ZM82 105H84V106H82ZM153 105V104H152ZM163 106H162V108L161 109H163V107H164V104H162ZM219 104L217 103V105L216 106H218ZM27 106H30V105H28L27 104ZM34 106H35V104H34ZM169 106H170V104H169ZM188 106V105H187ZM205 106V105H204ZM208 106V105H207ZM232 106V105H231ZM239 106V105H238ZM241 106V105H240ZM249 106V105H248ZM264 106V105H263ZM262 106V107H263ZM14 107V106H13ZM159 107V106H158ZM166 107V106H165ZM196 106L194 105V106H189V108L187 109V111L186 112H188V114H187V119L185 120V118H183V117H181L180 116V118H182V120H183V122H184V124L185 125H188L189 123H191L192 121L191 120H195L194 121V123H196V120L200 117V116H197V115H199V114H197V109L198 108H195ZM224 107V106H223ZM247 107V106H246ZM6 108H7V106H6ZM9 108H10V106H9ZM19 108V107H18ZM28 108V107H27ZM33 108V107H32ZM49 108V109H50ZM157 108V107H156ZM170 108V107H169ZM221 108V107H220ZM248 108H250V107H248ZM5 109V108H4ZM16 110H18L17 108H15ZM24 109V108H23ZM154 109V108H153ZM160 109V108H159ZM166 109V108H165ZM172 109V108H171ZM178 109H179V107H178ZM177 109V110H178ZM199 109H201V111H202V107L201 108H199ZM204 109H205V107H204ZM227 109V108H226ZM234 109H236V108H234ZM156 110V109H155ZM155 110H154V112H155ZM174 110V109H173ZM210 110V109H209ZM218 110V109H217ZM251 110V109H250ZM2 111H3V109H2ZM24 111H26V110H24ZM39 111V110H38ZM43 111V110H42ZM171 111V110H170ZM175 111V110H174ZM182 111V110H181ZM183 111H185V110H183ZM182 111V112H183ZM204 111V110H203ZM211 111V110H210ZM237 111V110H236ZM252 111V110H251ZM19 112V111H18ZM27 112V111H26ZM162 112H164V110H162ZM177 112V111H176ZM180 112V111H179ZM199 112H200V110H199ZM198 112V113H199ZM206 112V111H205ZM204 112V113H205ZM221 112H222V109H221ZM255 112V111H254ZM22 113V112H21ZM151 113V114H150ZM161 112H159V114H160ZM183 113H185V112H183ZM203 113V112H202ZM226 113V112H225ZM245 113H248V112H245ZM250 113V112H249ZM248 113V114H249ZM253 113V112H252ZM257 113H258V111H257ZM260 113V112H259ZM258 113V114H259ZM1 114V113H0ZM158 114V115H159ZM162 114V113H161ZM211 116H213V119L215 120V122H216V120H218V118H217V116H220L221 114H220V112H217V111H212V112H210L209 113ZM2 115V114H1ZM33 115V114H32ZM32 115H30L31 117H32ZM42 115V114H41ZM150 115V116H149ZM171 115H174L173 113L171 114ZM178 115V114H177ZM223 115H226V114H224L223 113ZM262 115H263V113H262ZM37 116H38V114H37ZM166 116V115H165ZM168 116V115H167ZM222 116V115H221ZM243 116V115H242ZM242 116H241V118H242ZM256 116H259V115H256ZM260 116H261V114H260ZM159 117V116H158ZM169 117V116H168ZM222 117H224V116H222ZM225 117H227V116H225ZM229 117V116H228ZM244 117V116H243ZM254 117V116H253ZM264 117V116H263ZM38 118V117H37ZM42 118H44V117H42ZM173 118V117H172ZM206 118V117H205ZM210 118H212V117H210ZM262 118V117H261ZM261 118H260V121L262 122V120H261ZM34 119V118H33ZM171 119V118H170ZM174 119V118H173ZM207 119V118H206ZM250 119H252V117L250 118ZM250 119H249V121H250ZM208 120V119H207ZM213 120V121H214ZM225 120H227V119H225ZM189 121H191V122H189ZM201 121V120H200ZM220 121H222V120H220ZM241 121V120H240ZM244 121H245V119H244ZM254 121H256V120H254ZM41 122V121H40ZM171 122H172V120H171ZM187 124H186V123ZM242 122V121H241ZM264 122V121H263ZM262 122V123H263ZM36 123V122H35ZM43 123V122H42ZM165 123V122H164ZM178 123V122H177ZM213 123V122H212ZM249 123V122H248ZM250 123H252V122H250ZM254 123V122H253ZM45 124V123H44ZM43 124V125H44ZM46 124V125H47ZM159 124V123H158ZM166 124V123H165ZM168 124V123H167ZM171 124V123H170ZM169 124V125H170ZM172 124H174L173 122H172ZM214 124V123H213ZM42 125V124H41ZM160 125V124H159ZM158 125V126H159ZM162 125L163 124H161L160 126L162 127ZM177 125V124H176ZM175 125V126H176ZM183 125V124H182ZM193 125V124H192ZM247 126H248V124H246ZM245 125V126H246ZM249 125H251V124H249ZM149 126V125H148ZM148 126H146L145 128H149ZM159 126V127H160ZM164 126V125H163ZM167 126V125H166ZM174 126V125H173ZM173 126H171V129L173 128ZM177 126H179V125H177ZM216 126H217V123H216ZM215 126V127H216ZM44 127V126H43ZM46 127V126H45ZM152 127V126H151ZM169 127V126H168ZM261 127V126H260ZM47 128V127H46ZM144 128V129H145ZM164 128H166L165 126H164ZM192 128V127H191ZM218 128V127H217ZM40 129V128H39ZM73 129V130H72ZM143 129V128H142ZM141 129V130H142ZM162 129V128H161ZM193 129V128H192ZM201 129V128H200ZM244 129V128H243ZM251 129H253V128H251ZM262 129H263V127H262ZM47 130H48V128H47ZM74 131V134H72L73 136H70L71 134H70V131ZM129 130V129H128ZM132 131H134V129H131ZM138 131H136V132H139V129H137ZM168 130V129H167ZM197 130V129H196ZM240 130H241V128H240ZM239 130V131H240ZM264 130V129H263ZM44 131V130H43ZM145 131V130H144ZM202 131V130H201ZM200 131V132H201ZM251 131H254V130H251ZM45 132V131H44ZM161 133H164V131L162 132V131H160ZM194 132H196V131H194ZM213 132V131H212ZM233 132V131H232ZM241 132H243V131H241ZM257 132H258V130H257ZM261 132V131H260ZM46 133V132H45ZM61 133L62 134H66V133H68L69 134V138H71V137H74V138H72V140H68V141H65L64 139H63V137H64V135H63V137H61L62 135H61ZM129 133V132H128ZM134 133V132H133ZM142 133H143V131H142ZM221 133H222V131H221ZM225 133V132H224ZM245 132H243V134H244ZM247 133V132H246ZM250 133V132H249ZM254 133H255V131H254ZM138 135H140V132L139 133H137ZM145 134V133H144ZM150 134V133H149ZM148 134V135H149ZM152 134V133H151ZM150 134V135H151ZM157 134H159V131H157ZM196 134V133H195ZM214 134V133H213ZM231 134V133H230ZM229 134V135H230ZM240 134V133H239ZM238 132H237V134H235L234 135V137L235 138H237V140L239 139L238 137ZM262 134V133H261ZM260 134V135H261ZM47 135V134H46ZM143 135V134H142ZM141 135V136H142ZM147 135V136H148ZM156 135V134H155ZM161 135V134H160ZM219 135V134H218ZM217 135V136H218ZM241 135H242V133H241ZM247 135V134H246ZM256 135V134H255ZM126 136H127V132H126ZM129 136V135H128ZM132 136V133L130 134V137ZM137 136V135H136ZM146 136V135H145ZM153 136V135H152ZM259 136V135H258ZM144 137V136H143ZM150 136H148V138H149ZM166 137V136H165ZM227 137H228V135H227ZM244 137V136H243ZM257 137V136H256ZM52 138H53V136H52ZM133 138V137H132ZM138 138H140V137H138ZM157 138V137H156ZM161 138V137H160ZM235 138H234V140H235ZM134 139V138H133ZM150 139H152V138H150ZM154 140H155V137L153 138ZM158 139V138H157ZM163 139H164V137H163ZM250 139V138H249ZM47 140H49V136H48V139ZM127 140H129V139H127ZM135 140H137V137H136V139ZM161 140H162V138H161ZM236 140V141H237ZM244 140V139H243ZM246 140H248V139H245V143H246V146H244L245 148L246 147H248V145H247V143H249V142H247ZM253 140H254V138H253ZM258 140V139H257ZM46 141V140H45ZM53 141V140H52ZM125 141H126V139H125ZM130 141V140H129ZM226 141H227V138H226ZM231 141H232V139H231ZM239 141H241L240 143H242V139L240 138V140ZM255 141V140H254ZM254 141H253V143H254ZM35 142V141H34ZM51 142V141H50ZM151 142H153V140H151ZM156 142V140L154 141V143ZM159 142H161V141H159ZM215 142V141H214ZM233 142V141H232ZM47 143V142H46ZM153 143V144H154ZM231 143V142H230ZM229 143V144H230ZM130 144V143H129ZM160 144V143H159ZM237 144V143H236ZM236 144H235V146L234 147H236ZM239 144V143H238ZM243 144V143H242ZM251 144V143H250ZM32 145V144H31ZM34 145V144H33ZM37 145H39V144H37ZM72 145V146H71ZM128 145V144H127ZM130 145V146H131ZM156 145V144H155ZM158 145V144H157ZM192 145V144H191ZM232 145V144H231ZM230 145V146H231ZM234 145V144H233ZM233 145H232V147H233ZM240 145V144H239ZM244 145V144H243ZM36 146V145H35ZM40 146V145H39ZM71 146V148L72 149H74L75 151L77 150V153L75 152V157L73 158V160L71 159L70 160V157L69 156H72V155H69L68 157H69V159L67 158V153H68V149H70L69 147ZM187 146H190V145H187ZM193 146H194V143H193ZM216 146V145H215ZM229 146V147H230ZM238 146V145H237ZM256 146H257V144H256ZM29 147H30V145H29ZM33 147V146H32ZM67 147H68V149H67ZM254 147V146H253ZM253 147H251L252 149H254ZM34 148V147H33ZM38 148V147H37ZM47 148H48V146H47ZM216 148V147H215ZM225 149H226V147H224ZM223 148V149H224ZM240 148V147H239ZM244 148V149H245ZM40 149V148H39ZM175 149H174V152H176L175 151ZM211 149V148H210ZM227 149H228V147H227ZM231 149V148H230ZM243 149V148H242ZM256 149H258V148H256ZM50 150V149H49ZM48 149H46V151L48 152L49 151ZM82 150V152L80 153V151ZM191 149H189V150H187V152L188 151H190ZM215 150V149H214ZM214 150H212V152L214 151ZM234 150V149H233ZM233 150H231V151H233ZM66 151H67V153H66ZM227 151V150H226ZM226 151H223V152H226ZM230 151V152H231ZM241 151V150H240ZM43 152V151H42ZM123 152V153H122ZM217 152H219V151H217ZM216 152V153H217ZM222 152V151H221ZM228 153V151L226 152V153H228L227 154V157L229 158V154H232V153ZM243 152V151H242ZM252 152V151H251ZM225 153V154H226ZM235 152H233V154H234ZM41 154L42 153H40V155H39V157L41 156ZM127 154V153H126ZM129 154V153H128ZM175 154V153H174ZM206 154V153H205ZM224 154V153H223ZM222 154V155H223ZM232 154V155H233ZM243 154L244 153H242V156H243ZM245 154H246V152H245ZM244 154V155H245ZM248 154V153H247ZM253 154H255V152L253 153ZM132 153H130V155H128V159H129V157H132ZM133 155V156H134ZM181 155V156H180ZM202 155H203V153H202ZM221 155V154H220ZM221 155V156H222ZM241 155V154H240ZM239 155V156H240ZM45 156V155H44ZM175 156V155H174ZM200 156V155H199ZM224 156V155H223ZM222 156V157H223ZM46 157V156H45ZM44 157V158H45ZM126 157H125V159H126ZM215 157V156H214ZM226 157V158H227ZM234 157V156H233ZM236 157V156H235ZM257 157V156H256ZM36 158H38L37 156H36ZM134 158V159H135ZM188 158H190V157H188ZM224 159H225V157H223ZM222 158V159H223ZM230 158H231V156H230ZM242 158V157H241ZM243 158H244V156H243ZM247 158V157H246ZM30 159V158H29ZM28 159V160H29ZM33 159V158H32ZM40 159V158H39ZM38 159V160H39ZM41 159H43V158H41ZM46 159V158H45ZM48 159H46L47 161H49ZM131 159V158H130ZM181 159V158H180ZM184 159V158H183ZM187 159V158H186ZM209 159H211V157L209 158ZM209 159H208V161H209ZM224 159L223 160H221L222 162L224 161ZM232 159V158H231ZM249 159V158H248ZM14 160H16V159H14ZM45 160V161H46ZM182 160V159H181ZM191 160V159H190ZM217 160H219V158L218 159H215V162L217 161ZM227 160V159H226ZM225 160V161H226ZM239 160V159H238ZM245 160V159H244ZM18 161H19V159H18ZM17 161V162H18ZM41 161H43V160H41ZM73 161V163H70V162H72ZM133 161V160H132ZM135 161V160H134ZM186 161V160H185ZM196 161V163H197V160H195ZM199 161V160H198ZM220 161V162H221ZM225 161H224V163H225ZM228 161V160H227ZM242 161H243V159H242ZM241 161V162H242ZM250 161H251V158H250ZM249 161V162H250ZM253 161V160H252ZM32 162V161H31ZM182 162V161H181ZM187 162V161H186ZM190 162V161H189ZM230 162V161H229ZM237 162H239V161H237ZM248 162V163H249ZM2 163H0V164H2ZM38 163V162H37ZM36 163V164H37ZM43 163V162H42ZM45 163H47V162H45ZM126 163V162H125ZM193 162H191L190 164H192ZM228 163V162H227ZM233 163V162H232ZM244 163V162H243ZM242 163V164H243ZM44 164V163H43ZM49 164H47L48 166H49ZM128 164V163H127ZM126 164V165H127ZM256 164V163H255ZM16 165V164H15ZM46 165V166H47ZM53 165H58L59 167H55V168H53L52 169V167H53ZM122 165V166H121ZM189 165V163L186 165V166H188ZM195 165V164H194ZM193 164H192V166H194ZM221 165H223V163L221 164ZM228 165V164H227ZM227 165H224V166H227ZM233 165V164H232ZM17 166V165H16ZM45 166V167H46ZM47 166V167H48ZM164 166L166 167V166H168L169 167V169H168V167H167V169L166 170H163L162 169V167L164 168ZM180 166V165H179ZM185 166V165H184ZM209 166V165H208ZM207 166V167H208ZM224 166H222V167H224ZM230 166V165H229ZM1 167H2V165H1ZM18 167V166H17ZM20 167H22V164H21V166ZM124 167V166H123ZM189 167V166H188ZM196 167V166H195ZM216 167V166H215ZM218 168H219V166H217ZM221 167V166H220ZM233 168V166H230L229 168ZM241 167V166H240ZM3 168V167H2ZM42 168H43V166H42ZM114 168H117L118 169V172H123V171H125V172H127L128 173V175H127V173L125 174V172H123L125 175H123V177L121 176L120 177V179L118 178V177H116V178H111L112 177V175H113V172H114ZM187 167H185V169H186ZM210 168V167H209ZM211 168H214V166L213 167H211ZM18 169V168H17ZM29 169V168H28ZM51 169V170H50ZM105 170V172H107V173H109L110 175H111V177H110V181H112L113 183H115L117 186H118V190L119 191H117L118 193L115 195V199L113 200V202H108V201H103V199L102 198H98V196H97V194H96V192H94V190L96 189V188H98V186H96L97 184V182H99V181H105V180H107V179H103V178H96L95 176H96V174H97V171H99V170ZM121 171H120V170ZM190 169L192 170V168L190 167ZM208 169V168H207ZM215 169H217V168H215ZM215 169H213V171H215ZM223 169V168H222ZM227 169V168H226ZM1 170V169H0ZM38 170H40V169H38ZM44 170H45V168H44ZM43 170V171H44ZM181 169L179 168V171H180ZM206 170V169H205ZM211 170V169H210ZM219 170H221L220 168H219ZM225 170V169H224ZM229 170V169H228ZM232 170V169H231ZM30 170H28V172H29ZM31 171H33V170H31ZM42 171V172H43ZM47 171V170H46ZM46 171H45V173H46ZM47 171V172H48ZM66 171V172H65ZM117 171V170H116ZM183 171V170H182ZM185 171V170H184ZM190 171V170H189ZM200 171V170H199ZM198 171V173H200ZM217 171V170H216ZM233 171V170H232ZM42 172H40V173H42ZM218 172H220V171H218ZM222 172V171H221ZM5 173H7V172H5ZM4 173V174H5ZM38 172H36V174H37ZM74 173H78L79 175H80V177H76V178H73L72 177V175L74 174ZM115 173V172H114ZM176 173V172H175ZM174 173V174H175ZM179 173V172H178ZM195 173H196V171H195ZM198 173H197V175H198ZM204 173V172H203ZM229 173V172H228ZM12 174V173H11ZM57 174H59V173H57ZM101 174H104L103 172H100L99 171V175H101ZM163 174H165V173H163ZM207 174V173H206ZM210 174V173H209ZM221 174H225V173H221ZM7 175V174H6ZM10 175V174H9ZM13 175V174H12ZM31 175V174H30ZM43 175V174H42ZM122 175V174H121ZM177 175H180V173L179 174H177ZM204 175V174H203ZM208 175V174H207ZM220 175V174H219ZM18 176V175H17ZM33 176V175H32ZM37 176H41V174L40 175H37ZM104 176H105V174H104ZM107 176V175H106ZM120 176V175H119ZM161 176H163L162 174H161ZM166 177H167V175H165ZM186 176V175H185ZM214 175L212 174V177H213ZM13 177V176H12ZM43 177V178H44ZM99 177V176H98ZM109 177V176H108ZM164 177V176H163ZM196 177V176H195ZM208 178L206 179L207 181H209L210 180V178H209V176H207ZM260 177H262V176H260ZM13 178H15L16 179V176L15 177H13ZM19 178V180H20V177H18ZM31 178H33V177H31ZM30 178V179H31ZM118 178V179H117ZM150 178H152V177H150ZM154 178L156 179V177L154 176ZM170 178H172V177H170ZM198 178V177H197ZM229 178V177H228ZM34 179V178H33ZM159 179V178H158ZM158 179H157V181H158ZM161 179V178H160ZM163 179V178H162ZM162 179L160 180V181H162ZM166 179V178H165ZM165 179H163V181H164V183H165ZM190 179V178H189ZM209 179V180H208ZM32 180V179H31ZM35 180V179H34ZM33 180V181H34ZM154 179H152V181H153ZM169 180H171V179H169ZM226 180V179H225ZM1 181V180H0ZM3 181V180H2ZM38 181V180H37ZM156 181V180H155ZM160 181H159V183H160ZM162 181V182H163ZM205 181V180H204ZM203 181V182H204ZM219 181H222V180H219ZM234 181V180H233ZM243 181V180H242ZM8 182V181H7ZM9 182H11V181H9ZM35 182H36V180H35ZM35 182H32V183H34V184H36ZM41 182V181H40ZM161 182V183H162ZM170 182V181H169ZM175 182V181H174ZM178 182V181H177ZM202 182V183H203ZM226 182V181H225ZM224 182V183H225ZM232 182V181H231ZM5 183H6V181H5ZM4 183V184H5ZM163 183V184H164ZM172 182H170V184H171ZM205 183H206V181H205ZM208 183V182H207ZM217 183H219V182H217V180H216V184ZM227 183V182H226ZM225 183V184H226ZM233 183V182H232ZM231 183V184H232ZM7 184V183H6ZM11 184H13L12 182H11ZM82 184V185H81ZM100 184V183H99ZM151 184V183H150ZM156 184V183H155ZM163 184L161 185V186H163ZM167 184V183H166ZM166 184H164V185H166ZM169 184V183H168ZM167 184V185H168ZM179 184V183H178ZM180 184H181V182H180ZM190 184V183H189ZM198 184V183H197ZM204 184V183H203ZM203 184H201V185H203ZM211 184H212V182H211ZM210 183L209 184H207V186H206V189H209L208 187H210L209 185H211ZM222 184L223 183H221V187H225V186H222ZM230 184V183H229ZM1 185H2V183H1ZM1 185H0V187H1ZM14 185V184H13ZM18 185V184H17ZM81 185V186H80ZM157 185V187H158V184H156ZM193 185H194V183H193ZM192 185V186H193ZM200 185V186H201ZM264 185V184H263ZM16 186V185H15ZM68 186H69V188H70V190H72V192H71V195L68 193V194H63V191L65 190V188H66V191H69V188H68ZM105 186V185H104ZM103 186V187H104ZM150 186V185H149ZM151 186H154V183H153V185H151ZM197 186V185H196ZM214 186H216V185H214ZM213 186V184H212V186L211 187H214ZM232 186V185H231ZM231 186H230V188H231ZM253 186V185H252ZM7 187H8V185H7ZM12 187V186H11ZM77 187V189H75ZM92 188V190L91 191H93V193L91 194V195H88L87 196V198H85V194H87L88 192H89V188ZM106 187V186H105ZM155 187V186H154ZM168 187V186H167ZM166 187V188H167ZM198 187V186H197ZM210 187V188H211ZM228 187V186H227ZM3 188V187H2ZM6 188V187H5ZM14 188V187H13ZM35 188V192H33V191H31V189H34ZM148 188V187H147ZM150 188H152V187H150ZM160 188H162V187H160ZM171 188V187H170ZM202 188V187H201ZM204 188H205V185H204ZM216 189L218 188V187H215ZM246 188V187H245ZM8 189V188H7ZM107 190H106V192H108L109 191V189L108 188H106ZM153 189V188H152ZM158 189V188H157ZM156 189V190H157ZM198 189H200L199 187H198ZM197 189V190H198ZM213 190H214V188H212ZM222 190V188H219V191H221ZM234 188H233V186H232V190H233ZM111 190V189H110ZM114 190V189H113ZM154 190V189H153ZM161 190V189H160ZM191 190V189H190ZM194 190L196 191V189L194 188ZM202 190H203V188H202ZM211 190V189H210ZM235 190H236V188H235ZM264 190V189H263ZM7 191H9V190H7ZM90 191V192H91ZM101 192L100 193H103L104 191H103V189L101 188V190H100ZM152 191V190H151ZM189 191V190H188ZM194 191V192H195ZM204 191V190H203ZM205 191H207V190H205ZM214 191H217V190H214ZM244 191V190H243ZM242 191V192H243ZM262 191V190H261ZM13 192V191H12ZM110 192V191H109ZM140 192H142V193H140ZM185 192H187V190L185 191ZM207 192H209V191H207ZM207 192H205L207 195H208V193ZM249 192V191H248ZM263 192V191H262ZM6 193V192H5ZM66 193V192H65ZM98 193V192H97ZM99 193V194H100ZM114 193H115V191L113 192V194H111L110 193V196L111 195H114ZM196 193V192H195ZM198 193H199V191H198ZM201 193H202V191H201ZM219 193V192H218ZM253 193V192H252ZM145 194V193H144ZM182 194V193H181ZM203 195H204V192L202 193ZM247 194V193H246ZM3 195V194H2ZM5 195V194H4ZM3 195V196H4ZM7 195H9V194H7ZM146 195V194H145ZM161 195V194H160ZM164 196L166 195V194H163ZM176 195H177V193H176ZM201 195V194H200ZM216 195V194H215ZM222 195H224V194H222ZM229 195V194H228ZM235 195V194H234ZM234 195H233V197H234ZM238 195V194H237ZM110 196L108 195V200H110V199H112V197L113 196H111V198H110ZM140 196V197H141ZM144 196V195H143ZM150 196H151V194H150ZM184 196V195H183ZM205 196V195H204ZM209 196H210V192H209ZM214 196V195H213ZM240 196V195H239ZM0 197H1V195H0ZM140 197H139V199H140ZM156 197H157V194H156ZM155 196H154V198H155V200L157 199ZM177 197H179V194H178V196ZM182 197V196H181ZM188 197V196H187ZM199 197V196H198ZM208 197V196H207ZM218 197V196H217ZM221 197V196H220ZM224 197V198H223ZM222 198H219V201H220V199H222V200H224L226 197H227V195H226V197H225V195L223 196ZM241 197V196H240ZM240 197L239 198H237V200L239 201V199H240ZM252 197V196H251ZM250 197V199L252 200V198ZM4 198V197H3ZM85 198V199H84ZM110 198V199H109ZM152 198H153V196H152ZM152 198H150V200L152 199ZM163 198V197H162ZM165 198V197H164ZM163 198V199H164ZM172 197H170V199H171ZM174 198V197H173ZM183 198V197H182ZM185 198H186V195H185ZM185 198H183L184 200H185ZM194 198H197V197H195V195H194ZM193 198V199H194ZM205 198H206V196H205ZM228 198H231V197H227V199H225V200H227L228 201ZM2 199V197L0 198V200ZM187 199V198H186ZM190 199H191V197H190ZM201 199V198H200ZM199 199V200H200ZM209 199H210V197H209ZM233 198H231V199H229V200H232ZM245 199V198H244ZM250 199H248V200H250ZM3 200V199H2ZM5 200V199H4ZM142 200V199H141ZM148 201H150L149 200V196H148V199H147ZM172 200V199H171ZM203 200V199H202ZM201 200V201H202ZM247 200V201H248ZM147 201V202H148ZM159 201V200H158ZM162 201V200H161ZM174 201V200H173ZM181 201H183V200H181ZM187 201H188V199H187ZM187 201H186V203H185V205L187 206V208H188V205H187ZM242 201H245V200H242ZM253 201H255V200H253ZM252 201V202H253ZM258 201V200H257ZM264 201V200H263ZM7 202V201H6ZM67 202V201H66ZM70 202V201H69ZM142 202V201H141ZM144 202V201H143ZM151 202V201H150ZM149 202V203H150ZM155 202H157V201H155ZM167 202V201H166ZM175 202L177 203V201L175 200ZM189 203H190V201H188ZM196 202V201H195ZM210 202V201H209ZM215 202V201H214ZM261 201H259V203H260ZM1 203H2V201H1ZM4 203V202H3ZM9 203V202H8ZM145 203V202H144ZM158 203V202H157ZM169 203V202H168ZM178 203H179V201H178ZM188 203V204H189ZM197 203V202H196ZM240 203V202H239ZM255 203V202H254ZM140 204V203H139ZM161 204V203H160ZM166 204V203H165ZM172 204V202L170 203V205ZM191 204V203H190ZM193 204V203H192ZM192 204H191V207H192ZM211 204V203H210ZM226 204H227V202H226ZM241 204V203H240ZM239 204V205H240ZM246 204V203H245ZM250 204H251V202H250ZM64 205H66V204H64ZM75 205V204H74ZM137 205V204H136ZM151 205H152V203H151ZM158 205H159V203H158ZM161 205H164L163 203L161 204ZM167 205V204H166ZM174 205V204H173ZM179 205V204H178ZM184 205V204H183ZM202 205H204V204H202L201 202H200V204H199V202H198V209H199V207L200 208H202ZM212 205V204H211ZM224 205V204H223ZM249 205V203L247 204V206ZM262 205H264V204H262ZM138 206V205H137ZM136 206V207H137ZM146 206H148V205H146ZM146 206H144V208L146 207ZM153 206V205H152ZM185 206V207H186ZM197 206V205H196ZM196 206H194L193 205V207H196ZM218 206V205H217ZM225 206V205H224ZM243 206H245V205H243ZM62 207V206H61ZM101 207V206H100ZM120 207H118V208H120ZM140 207H141V205H140ZM139 206L137 207V208H139V210L140 209H142V207L140 208ZM151 207V206H150ZM149 207V208H150ZM203 207H205V206H203ZM215 207V206H214ZM241 207H242V205H241ZM241 207H239V208H241ZM77 208V209H78ZM155 208V207H154ZM158 208V207H157ZM161 208V207H160ZM163 208V207H162ZM166 208H168L169 209V207H165V209ZM181 208V207H180ZM179 208V209H180ZM187 208H185V209H187ZM210 208H212V207H210ZM245 208V207H244ZM251 208V207H250ZM253 208V207H252ZM3 209V208H2ZM5 209H4V211H5ZM62 209V208H61ZM76 209V207H75V212L76 211H78ZM135 209V208H134ZM164 209V208H163ZM164 209V210H165ZM175 209H176V207H175ZM184 209V210H185ZM190 209V208H189ZM193 210H195L196 208H192ZM191 209V210H192ZM242 209H243V207H242ZM246 209V208H245ZM245 209H244V211H245ZM247 209H248V207H247ZM256 209V208H255ZM257 209H259V208H257ZM62 210H64V209H62ZM66 210H68V209H65L64 210V213L65 212H67ZM71 210V209H70ZM70 210H68V212L70 211ZM119 210V209H118ZM137 210V209H136ZM135 210V211H136ZM143 210V209H142ZM147 209H145V211H146ZM150 210H152V209H150ZM155 210V209H154ZM154 210H152V212H155ZM160 210V209H159ZM163 210V211H164ZM181 210V212H182V210H183V208L182 209H180ZM190 210V211H191ZM197 210V209H196ZM233 210H236V209H234L233 208ZM232 210V211H233ZM250 211H251V209H249ZM3 211V210H2ZM85 211V210H84ZM134 211V210H133ZM176 211H179V210H177L176 209ZM175 211V212H176ZM188 211V210H187ZM183 212L184 214L185 213H188V212ZM199 211V210H198ZM214 211V210H213ZM219 211V210H218ZM249 211V212H250ZM63 212V211H62ZM72 212H73V210H71V214H72ZM79 212V211H78ZM86 212H85V215H86ZM114 212H116V211H114ZM160 212V211H159ZM161 212H162V210H161ZM160 212V213H161ZM165 212H167V210H165ZM169 212V211H168ZM170 212H172V210L170 209ZM169 212V213H170ZM174 212V213H175ZM192 212V211H191ZM190 212V213H191ZM193 212H195V211H193ZM192 212V213H193ZM209 212H211V211H209ZM246 212V211H245ZM244 212V213H245ZM254 212H257V210L256 211H254ZM264 212V211H263ZM3 213V212H2ZM77 213V212H76ZM145 213V212H144ZM147 213V212H146ZM155 213H157L158 214V212H155ZM159 213V214H160ZM164 212H162L161 213V215L163 214ZM168 213V214H169ZM173 213V212H172ZM180 213V212H179ZM182 213V217H181V219L179 220V221H182V218L183 217H185V216H183L184 214ZM196 213H198V212H196ZM195 213V214H196ZM218 213V212H217ZM243 212H242V210H241V214H242ZM54 214V213H53ZM59 214V213H58ZM68 214V213H67ZM66 214V215H67ZM109 214V215H110ZM134 214V213H133ZM138 214V213H137ZM153 214V213H152ZM150 214V217L151 216H154V218H155V215L153 214ZM156 214V215H157ZM158 214V215H159ZM201 214V213H200ZM250 214V217L252 216L251 215V213H249ZM248 214V215H249ZM252 214H253V212H252ZM255 214V213H254ZM254 214H253V216H254ZM262 214V213H261ZM48 215V214H47ZM46 215V216H47ZM60 215H61V213H60ZM68 215H70V214H68ZM84 215V216H85ZM110 215V216H111ZM117 215H120V213L118 212L117 213ZM160 215V216H161ZM170 215V214H169ZM175 215V214H174ZM198 215H199V213H198ZM203 215V214H202ZM236 215V214H235ZM42 216V215H41ZM44 216V215H43ZM45 216V217H46ZM64 216H65V214H64ZM63 216V217H64ZM146 214H145V216H144V218H146ZM187 216V215H186ZM244 216V215H243ZM252 216V217H253ZM260 216V215H259ZM263 216V215H262ZM261 216V217H262ZM35 217V216H34ZM44 217V218H45ZM52 217V216H51ZM104 217V216H103ZM103 217H102V219H103ZM141 217V216H140ZM165 217V216H164ZM164 217H162V218H164ZM179 217V216H178ZM188 217H190V215L188 214ZM206 217V216H205ZM223 217V216H222ZM222 217H220V218H222ZM55 218V217H54ZM61 218V217H60ZM111 218V217H110ZM109 218V219H110ZM119 218H120V216H119ZM138 218V217H137ZM148 219H149V216L147 217ZM153 218V219H154ZM160 218V217H159ZM180 218V217H179ZM211 218V217H210ZM214 218V217H213ZM212 218V219H213ZM247 218V217H246ZM32 219V218H31ZM52 219V218H51ZM78 219V218H77ZM76 219V220H77ZM86 219V218H85ZM84 218H83V220H85ZM107 219H108V217H107ZM106 219V220H107ZM147 219V220H148ZM158 219V218H157ZM167 219H171L170 217L169 218H167ZM166 219V220H167ZM186 219H187V217H186ZM190 219H191V217H190ZM218 219V218H217ZM226 219V218H225ZM252 219V218H251ZM33 220V219H32ZM48 220H50V217H49V219ZM54 220V219H53ZM72 220H74V219H72ZM90 220H92V219H89V222H91ZM101 220V219H100ZM105 220V221H106ZM122 220V219H121ZM140 221H141V219H139ZM144 220V219H143ZM142 220V221H143ZM174 220H176V219H174ZM173 220V221H174ZM185 219L183 218V221H184ZM227 220V219H226ZM253 220V219H252ZM57 221H58V219H57ZM79 221V220H78ZM134 221V220H133ZM137 221V220H136ZM139 221V222H140ZM145 221V220H144ZM153 221H155V220H153ZM153 221H150V224H151V222H153ZM165 221V220H164ZM171 221V220H170ZM173 221H172V223H173ZM178 221V222H179ZM187 221V220H186ZM260 221L261 220H259V223H260ZM36 222V221H35ZM76 222V221H75ZM88 222V223H89ZM101 222V221H100ZM100 222H98V220H97V223L98 224H100ZM102 222H103V220H102ZM111 222V221H110ZM114 222V221H113ZM119 222V221H118ZM130 222V221H129ZM167 222H168V220H167ZM176 222V221H175ZM188 222V221H187ZM190 222V221H189ZM212 222V221H211ZM220 221H218V223H219ZM223 222H224V220H223ZM226 222H228V221H226ZM246 222H249V221H246ZM252 222V221H251ZM62 223V222H61ZM83 223H84V221H83ZM126 223H128V220H127V222ZM170 224H171V222H169ZM186 223V222H185ZM184 223V224H185ZM210 223V222H209ZM229 223V222H228ZM250 223V222H249ZM69 224H70V222H69ZM91 224V226H92V224L93 223H90ZM102 224V223H101ZM114 224V223H113ZM122 224V223H121ZM133 224V223H132ZM135 224V223H134ZM159 224H162V223H159ZM175 224V223H174ZM174 224H171L170 226H171V228L173 229V227L172 226H175ZM177 224V223H176ZM179 224H180V222H179ZM11 225V224H10ZM40 225V224H39ZM72 225H73V222H72ZM94 225V224H93ZM102 225H104V223L102 224ZM101 225V226H102ZM117 225V224H116ZM123 225V224H122ZM166 225V224H165ZM196 225H197V222H196ZM200 225V224H199ZM251 225V224H250ZM16 226V225H15ZM96 226V225H95ZM98 226H100V225H98ZM100 226V227H101ZM105 226V225H104ZM108 226V225H107ZM110 226H112L111 224H109V226H108V228L110 227ZM149 226V225H148ZM163 226H164V224H163ZM162 226V227H163ZM179 226V225H178ZM180 226H181V224H180ZM251 226H253V225H251ZM261 226H263V225H261ZM59 227V226H58ZM144 227V226H143ZM142 227V228H143ZM152 227H154V226H152ZM194 227V226H193ZM209 227V229H210V226H208ZM259 227H260V224H259ZM2 228V227H1ZM69 228V227H68ZM87 228H89V227H87ZM112 228V227H111ZM122 228V227H121ZM131 228H132V226H131ZM135 228V227H134ZM177 229H178V227H176ZM192 228V227H191ZM189 229V231L190 230H192V229ZM198 228V227H197ZM211 228H213V227H211ZM218 228H221V227H218ZM218 228H216V229H218ZM237 228V227H236ZM252 228V227H251ZM14 229H16V228H14ZM118 229V228H117ZM140 229H141V227H140ZM155 229H156V231L155 232H162L163 231V229L164 228H161V226H157V227H155ZM171 229V230H172ZM181 229H182V226H181ZM257 229H259L258 227H257ZM18 230V229H17ZM25 230V229H24ZM39 230V229H38ZM69 230V229H68ZM109 230V229H108ZM138 230V229H137ZM142 230V229H141ZM141 230H139V231H141ZM144 231L143 232H145V231H147V229L145 230V229H143ZM148 230H151V228L150 229H148ZM175 230V229H174ZM179 230H180V228H179ZM197 230V229H196ZM200 230V229H199ZM203 230V229H202ZM213 230L214 231H216L214 228H213ZM253 231H255L254 229H252ZM264 230V229H263ZM4 231V230H3ZM19 231V230H18ZM58 231V230H57ZM94 231V230H93ZM98 231H99V229H98ZM103 231V230H102ZM105 231H106V229H105ZM104 231V232H105ZM116 231V230H115ZM173 231V230H172ZM188 231V230H187ZM188 231V232H189ZM205 231V230H204ZM204 231H202V232H204ZM223 231V230H222ZM260 231V230H259ZM258 231V232H259ZM4 232H7L6 230L4 231ZM10 232H12V231H10ZM37 232V231H36ZM63 232H65V231H63ZM80 232V231H79ZM96 233H97V229H96V231H95ZM101 232V231H100ZM106 232H108V231H106ZM105 232V233H106ZM114 232V231H113ZM154 232V231H153ZM152 232V233H153ZM164 232V231H163ZM176 232V231H175ZM194 232V231H193ZM193 232H190L191 234L193 233ZM199 232V231H198ZM219 232V231H218ZM264 232V231H263ZM14 233V232H13ZM25 233H27L26 231H25ZM48 233V232H47ZM178 233V232H177ZM199 233H201V232H199ZM216 233V232H215ZM11 234V233H10ZM46 234V233H45ZM77 234V233H76ZM91 234V233H90ZM108 234V233H107ZM114 234V233H113ZM112 234V235H113ZM158 234H160V233H158ZM162 234V233H161ZM161 234H160V236H158V238L159 237H161ZM204 234V233H203ZM253 234H257L256 232L255 233H253ZM261 234V233H260ZM259 234V235H260ZM263 234V233H262ZM1 235V234H0ZM60 234L58 233V236H59ZM66 235H68V234H66ZM99 235V234H98ZM163 235V234H162ZM167 235V234H166ZM194 235H195V233H194ZM197 235H199V234H197ZM2 236H4V235H2ZM13 237H14V235H12ZM21 236V235H20ZM19 235H18V238L20 237ZM46 236V235H45ZM63 236V235H62ZM101 236V235H100ZM107 236V235H106ZM122 236V235H121ZM168 236V235H167ZM167 236H166V238H167ZM188 236H189V234H188ZM219 236V235H218ZM256 236V235H255ZM258 236V235H257ZM261 236V235H260ZM17 237V236H16ZM95 237V239L97 238L96 236H94ZM108 237V236H107ZM111 237V236H110ZM124 237V236H123ZM147 237H149V236H147ZM162 237H164V236H162ZM169 237H170V235H169ZM181 237H183V236H181ZM198 237V236H197ZM262 237V236H261ZM15 238V237H14ZM69 238V237H68ZM67 238V239H68ZM136 238V237H135ZM190 238V237H189ZM188 238V239H189ZM203 238V237H202ZM9 239V238H8ZM59 239V238H58ZM66 239V240H67ZM95 239L93 240V242L95 241ZM108 239H109V237H108ZM125 239V238H124ZM134 239V238H133ZM178 239H180V237L178 238ZM183 239V238H182ZM187 239V240H188ZM194 239H196V237L194 238ZM199 239V238H198ZM260 239V238H259ZM3 240V239H2ZM4 240H5V238H4ZM3 240V241H4ZM16 240V239H15ZM53 240H54V238H53ZM87 240V239H86ZM89 240V239H88ZM91 240H92V237H91ZM114 240V239H113ZM127 240V239H126ZM165 240H169V239H165L164 238V243L166 242ZM185 240V239H184ZM253 240V239H252ZM179 241V240H178ZM261 241H263V240H261ZM11 242V241H10ZM14 242V241H13ZM84 243H85V245H84V249H85V251H87L88 250V247H87V245H86V241H83ZM82 242V243H83ZM104 242V241H103ZM129 242V241H128ZM158 242V241H157ZM181 242V241H180ZM199 242V241H198ZM246 242V241H245ZM244 242V243H245ZM56 243V242H55ZM91 243V242H90ZM101 243H102V241H101ZM139 243H141V241L139 242ZM167 243V242H166ZM192 243V242H191ZM239 243V242H238ZM262 243V242H261ZM16 244V243H15ZM50 244V243H49ZM52 244V243H51ZM62 244H63V241H62ZM70 244V243H69ZM73 244L75 245V243L73 242ZM97 244V243H96ZM131 244V243H130ZM134 244V243H133ZM182 244H184V243H182ZM199 244V243H198ZM254 244V243H253ZM257 244H258V242H257ZM2 245V244H1ZM57 245V244H56ZM73 245V246H74ZM77 245V244H76ZM118 245V244H117ZM197 245V244H196ZM238 245V244H237ZM239 245H240V243H239ZM241 245H242V243H241ZM62 246V245H61ZM135 246V245H134ZM176 246H177V244H176ZM186 246H189V244L188 245H186ZM195 246V245H194ZM242 246H244V244L242 245ZM246 246V245H245ZM250 246V245H249ZM263 246H264V244H263ZM1 247V246H0ZM4 247V246H3ZM10 247V246H9ZM65 247V246H64ZM94 247V246H93ZM103 247V246H102ZM112 247V246H111ZM117 247V246H116ZM136 247V246H135ZM154 247H155V245H154ZM189 247H191V246H189ZM235 247H237V246H235ZM239 247V246H238ZM251 247V246H250ZM253 247H254V245H253ZM257 247V246H256ZM15 248V247H14ZM51 248H52V246H51ZM68 248V247H67ZM70 248V247H69ZM77 248H78V246H77ZM79 248L81 249H83V247H81L80 245H79ZM78 248V249H79ZM94 248H96V247H94ZM93 248V249H94ZM156 248V247H155ZM187 248V247H186ZM186 248H185V250H186ZM212 248V247H211ZM210 248V249H211ZM263 248V247H262ZM261 248V249H262ZM10 249H11V247H10ZM66 249V248H65ZM82 249L80 250V251H82ZM99 249V248H98ZM97 249V250H98ZM102 249V248H101ZM115 249V248H114ZM119 249V248H118ZM124 249V248H123ZM154 249V248H153ZM177 250H178V248H176ZM204 249V248H203ZM208 249H209V247H208ZM236 250H237V248H235ZM240 249V248H239ZM250 249V248H249ZM256 249V248H255ZM264 249V248H263ZM51 250H53V248L51 249ZM55 250V249H54ZM53 250V251H54ZM151 250V249H150ZM149 250V251H150ZM190 250V249H189ZM200 250V249H199ZM202 250V249H201ZM212 250V249H211ZM258 250V249H257ZM102 251V250H101ZM112 251V250H111ZM176 251V250H175ZM240 251V250H239ZM58 252V251H57ZM73 252H75L74 250H73ZM82 252H84V251H82ZM99 252V251H98ZM113 252H114V250H113ZM132 252V251H131ZM169 252V251H168ZM170 252H171V250H170ZM189 252H191V251H189ZM188 251H187V253H185V254H190ZM204 252V251H203ZM241 252V251H240ZM242 252H246V249H245V251H242ZM27 253V252H26ZM60 253H61V251H60ZM67 253H68V251H67ZM78 253H79V251H78ZM87 253V252H86ZM144 253V252H143ZM147 253H148V251H147ZM150 253V252H149ZM163 253V252H162ZM172 253V252H171ZM199 253V252H198ZM200 253H202V251L200 252ZM216 252H214V254H215ZM229 253H231V252H229ZM233 253V252H232ZM239 252H237V254H238ZM257 253V252H256ZM14 254H15V252H14ZM80 254H81V252H80ZM89 254V253H88ZM87 254V255H88ZM112 254H114V253H112ZM130 254V253H129ZM133 254V253H132ZM170 254V253H169ZM174 253H172V255H173ZM175 254H178V253H175ZM196 254V253H195ZM213 254V253H212ZM211 254V255H212ZM234 254H236V253H234ZM233 254V255H234ZM255 254V253H254ZM254 254H253V256H254ZM260 254V253H259ZM16 255V254H15ZM19 255V254H18ZM58 255V254H57ZM99 255V254H98ZM180 255H182V254H180ZM184 255V254H183ZM210 255V254H209ZM219 255V254H218ZM34 256V255H33ZM44 256V255H43ZM46 256V255H45ZM69 256H71V255H69ZM121 256V255H120ZM177 256H179V254L177 255ZM250 256V255H249ZM248 256V257H249ZM54 257V256H53ZM55 257H57V256H55ZM76 257V256H75ZM99 257V256H98ZM114 257V256H113ZM118 257V256H117ZM173 257V256H172ZM183 257V256H182ZM194 257V256H193ZM196 257H198V255L196 256ZM245 256H244V254H241V255H239V259L241 260L242 258H244ZM97 258V257H96ZM95 258V259H96ZM111 258V257H110ZM134 258V257H133ZM133 258H132V260H133ZM145 258L147 259V257L145 256ZM168 258V257H167ZM174 258V257H173ZM181 258V257H180ZM192 258V257H191ZM201 258V257H200ZM235 258V257H234ZM251 258V257H250ZM43 259H44V257H43ZM78 259L80 260V258L78 257ZM145 259V260H146ZM161 259H162V257H161ZM186 259V258H185ZM197 259V258H196ZM219 259V258H218ZM221 259H222V257H221ZM220 259V260H221ZM236 259V258H235ZM238 259V258H237ZM245 259V258H244ZM75 260V259H74ZM78 260V261H79ZM83 260V259H82ZM93 260V259H92ZM181 260V259H180ZM192 260V259H191ZM194 260V259H193ZM212 260V259H211ZM217 260V259H216ZM38 261V260H37ZM47 261H49V260H47ZM54 261V260H53ZM58 261H60V259L58 260ZM77 261V260H76ZM81 261V260H80ZM84 261V260H83ZM82 261V262H83ZM137 261V260H136ZM186 262L188 261V260H185ZM226 261V260H225ZM248 261V260H247ZM25 262V261H24ZM43 262V261H42ZM55 262H56V260H55ZM142 262V261H141ZM164 262H166V261H164ZM186 262H185V264H186ZM207 262V261H206ZM219 262V261H218ZM40 263V262H39ZM38 263V264H39ZM73 263V262H72ZM71 263V264H72ZM93 263V262H92ZM91 263V264H92ZM97 263V262H96ZM204 263V262H203ZM202 263V264H203ZM211 263H213L212 261H211ZM210 263V264H211ZM246 263V262H245ZM10 264V263H9ZM28 264V263H27ZM60 264V263H59ZM146 264V263H145ZM166 264V263H165ZM181 264V263H180Z\"/></svg>",
	"mask_w": 264,
	"mask_h": 264
}]
</instances>
